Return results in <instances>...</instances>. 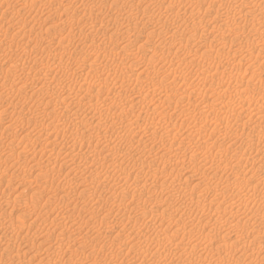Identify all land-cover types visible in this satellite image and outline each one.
<instances>
[{
  "label": "rangeland",
  "instance_id": "rangeland-1",
  "mask_svg": "<svg viewBox=\"0 0 264 264\" xmlns=\"http://www.w3.org/2000/svg\"><path fill=\"white\" fill-rule=\"evenodd\" d=\"M17 1H22V2H20V3H18ZM29 1H31V0H26V1H24V0H0V67H2V68H4V70L5 71H7V72H10L9 70H10V68H11V64H9V63H14V61H16L18 58H19V56L21 55V53L23 52V50L25 49V41H28V40H32V42H33V38L35 37V35H38L37 33H40L39 35H42L43 37H42V39H41V42L40 43H38V44H40V45H38V49L37 48H34L33 50H32V53H31V55H30V57L28 58V59H26V62H25V60L23 61V62H21L22 64H20L19 66H21L20 68L19 67H17V70L14 72L13 71V73H11V74H14L15 73V77L13 76V75H10V77L9 76H6V77H1V79L0 80H2L1 82H0V95L2 94V92H3V94L1 95V97H2V99H0V114H2L1 116H0V155H1V159H0V161H2V162H0V171L2 170H4V167L6 168H8L9 170H8V173L6 174V175H4V174H2V172L0 173V181H2V182H0V213H1V215H0V264H66V262L67 263H69V264H94L93 263V260H95V259H97V261H98V259L100 260V263H99V261H98V263H96V264H102V261H103V264L104 263H106V264H109V262H110V264H114V263H116V264H177L178 262H179V264H262L261 263V258H262V256L264 255V205L260 202V198L262 197L263 199H264V188H261V186L258 188V193H257V191H255V193L253 192L252 193V191H251V188L252 187H250L251 185H253L255 182H254V180H252V183L253 184H251V185H247V188H248V190H250V191H248L247 190V188L244 186V189H239L237 192H233L230 188H229V186H228V184H227V181L226 180H228V182H231L229 179H231V180H233V179H235L236 178V180H239V181H241L242 179H243V177L244 176H242V175H244L245 174V177L246 178H248V176H249V174H252V173H256V174H259L258 176H257V178H260V177H262V179H264V58H263V55H264V39L262 38V37H258V38H255V35L256 34H254L252 31H251V29L253 28V27H256L257 25H255V23H256V21H255V19L253 20V22L251 23V21L252 20H250L249 18H243V17H239V15H237V17L238 18H236V25L235 26H241V28L240 29H236V30H232V31H230L229 30V27L227 26V25H225V21L224 20H222V22H220V23H216L217 21H215L216 19L218 20L219 18H216L215 19V17H217V16H219V15H226V16H228L229 15V17L230 18H233V16L232 15H234L235 14V6H236V4L237 5H240V4H243L244 2H246V3H244L243 4V6L246 8H243V10L242 11H244V10H249V11H253V18H259V17H261L262 15H264V1L263 0H233V2L234 3H232V1H230L231 2V5H230V2H228V1H224V3H222L223 1H221V0H205L206 2H205V6L203 5V7H205V8H202L201 10H200V12H198V14H197V16H199V18L202 20V22L199 24L201 27H199V25H196V26H194L193 27V25H194V21H193V17L191 16H189V15H187V14H185V15H181L180 17H178L177 15H176V12L178 11V8H179V6L181 7V5L178 3L179 2V0L177 1L176 0V4L175 3H173V1L172 0H151V2L153 3H151L152 5V7L150 6V7H146V4L145 3H143V2H141V3H138V4H134V5H132L131 7H130V4L129 3H127L126 1L127 0H89V3H91V6L92 5H106V13L108 12L107 10L109 9V10H111V11H109L107 14H109V15H105V16H103V15H101V16H99L98 18H97V20H98V22L96 21L95 23H93V24H91V26H89L90 24H88V23H84L83 24V29H87V30H82V34H80V35H77V34H75V37L73 38V37H70V39L72 40H69V50L71 49V51H73L74 50V48H76V51H78L79 52V54L78 55H80V57H84V53H85V51L86 52H89V49H86L85 47H83L82 48V50H81V48H77V44H75V43H81L82 41H84V39H85V35H87L88 36V32L90 31V29L91 30H94V32H96V33H94V34H99V36L100 37H103L104 35H106L105 36V38L107 37V35L108 34H111L112 33V35L114 36V37H116V40H115V42L114 41H109V40H106V44H105V46H106V48H108L107 50H109V56L111 55V57L112 58H109V59H103L102 60V62L100 63H98L97 64V68L96 69H98V71L97 72H99V74H101V73H103V66L104 65H106V62L109 64V65H113L114 64V61H119V62H123L124 60L125 61H129V60H131V59H134V60H136V58L138 59L139 57H151L152 55H154V53H155V51L153 50V49H155V50H157V52H156V54L158 55L157 57H159V52H161L162 51V48H164L165 46H163L164 45V43H165V45H166V40H168L169 38H170V35L169 34H172V35H175V37L178 35V36H180V38H181V36H182V39H184L185 41L184 42H182L183 43V45L182 46H180V42L182 41V40H180V38H178V37H176L177 38V44H178V46H177V48L176 47H172L171 48V50H170V53H171V56H169V60H166L165 62H159L160 60H158V61H156V62H154V63H156V64H154V67H158V68H160L161 70H164L166 67H168L169 66V64L168 63H171L173 66H175L176 64H178V62H181V65H182V67H181V65H180V69H181V71L183 72V71H185L186 73H187V71H188V77H190V81H189V83H187V85H184V87L183 86H180L178 83V80L176 79V80H173L172 81V79H173V74L172 75H169V76H165L164 74V76L162 75V74H159L158 75V77H159V79H161L162 78V80H163V82H165L166 83V85H168V86H171V85H175V86H177L178 88H176L175 86H174V89H175V95H173V101L176 99L178 102L177 103H175V101L173 102V103H171V104H167L166 106L163 104V105H161V109H163V110H165L166 112H169V113H167L168 114V116L166 115V117L167 118H169V119H165V123H168V124H170V125H175V130H173V132L172 133H170V135L169 136H167V135H165V134H160V132L162 133V130L160 131L159 130V132L157 133V135H156V138H155V140H153L151 143L149 142V143H143L144 144V147H143V145H142V148L140 149V151H142V149H143V153L141 152V154L142 155H140V159L141 160H144L145 162H149V161H153V164L154 165H156V167L158 168V170L159 171H161V169L165 166V165H167L168 163H170V164H168L167 165V167H168V169H170L171 170V172H172V174L174 175V174H178L179 173V176H180V181H183V182H180V181H178L177 183L178 184H175V185H173V184H171V182H170V180H171V178H170V176L169 177H167V176H165V178L163 177V174H159L158 172V174L156 173V175L155 176H153V174L151 175L150 173L148 174V172L146 173V178L144 179V178H142L141 177V180L139 179V176L137 177L136 175L138 174V171H136V168H137V166H139V158H136V160L134 159L133 161H131L133 158H131L132 156L131 155H133V157L135 156V157H137V156H139L138 154H136L135 153V155H134V152H133V154H129L128 156L130 157L129 158V160H127L128 159V157H125V156H127L126 155V151H127V154L128 153H131L132 152V148L130 147V145H131V142L129 143V140L127 141V140H121V141H118V142H120V143H118V142H116V140L117 139H115L113 136H109L108 138H110V143H111V146L109 147V148H107L108 150H106V149H102L101 148V146L103 145V143L102 144H100V146H98L97 145V148H96V151L93 149L94 147H91L90 149H87V150H84L86 147H82L81 149L82 150H80V151H82L84 154H86V155H84L83 154V156H82V158H78L77 157V159H80L79 161H81V162H79V161H77V159L75 160V163H76V165H78V166H76L75 164V166H68V167H66V166H64V165H61V167H60V163L63 161L62 160V157L64 158L66 155L65 154H67V156L65 157V158H67L68 159V155L71 153L72 155H75V153H77L78 151H76L77 150V147L75 148V151H73V152H70L71 151V148H70V146H75L76 145V143L74 144V141L75 142H77V145L80 143L79 141H81V138L83 139H85V138H87L88 139V133H85V135H84V133L83 134H81V135H79L82 131H80V133H79V131L78 130H76V131H78V132H69V133H67L66 135H65V137H66V139H68L66 142H65V137L64 138H61L60 136L58 137V135H56V136H54L55 137V140H54V137H52L54 134H52L51 136H50V138L51 139H43L44 140V142L42 141V146H44V147H46L47 145V147H49V148H51V147H55L57 150H52V153H51V149L49 150V152L50 153H48V150H47V148L46 149H44V150H40V153H42L43 152V154L44 155H46V156H49L50 157V159L52 160V162H51V160H49V158L48 157H46V158H44L43 156H42V159L41 158H39V161H40V163H41V166H45V167H48L47 169H48V171H49V173L51 172V174L53 175V177H54V182L53 183H55V184H57V185H59V187H61V188H59L57 185H55V186H57V192L55 191V189L53 188V187H50V188H48L47 186H45L46 188H47V191H44L43 193H42V190L41 189H43L44 188V181L43 180H45V179H43L42 177H41V179L39 178V176H36L35 175V172L34 171H30V173L29 174H27L28 175V178H24V177H27V176H24L23 175V173H22V166H24V165H26V162H27V160L29 161V159H32L33 158V156L34 157H36L37 158V156H36V154H34V152H36L37 153V151H34L33 150V148L35 147L34 145H27V147H30V148H26L25 147V153H24V155H22V157L21 156H18L17 155V157H19L20 159H18L17 160V158L15 157H10V158H8V157H6V153H7V150H8V148H7V145L9 144V141L12 143V145L14 146L15 145V143H16V146H17V149H18V151L20 150L19 148H21V146H23V145H26L25 143H27V138H24V136H36L37 134H39V129H40V125H42L43 123L44 124H47L48 125V127L51 129V127L52 126H54V127H56V126H58V128L63 124V126H64V124L65 123H62V120H61V118L58 116V117H56L55 118V120L52 122H50V120H52L53 118H50V120H49V117H47L46 115H44V116H42V115H38L39 113H37L36 115H38V116H34V118L30 115V116H28V113L25 111V112H23V115H25V117H19L18 115H16L19 111H20V106H22L23 105V103L24 102H26L27 103V105H32L33 103H34V101L33 100H38V98L40 97L39 95H40V91H39V89L37 88L40 84H41V80H42V77L41 76H43L42 74H44L45 73V71H46V69H45V71H43L44 69H43V67H45V65H46V67L48 68V70L46 71V75H47V77L49 76V77H51V76H57V77H59L58 75H61L60 74V72H59V69H56V67H55V63H53L55 60L54 59H51V57H49V56H47L46 54H37L39 51H41L44 47H46V45L48 44V43H50V49H53V48H57V45L58 44H56L55 42H56V40L58 39V38H60V36H64V35H67L68 34V28H69V26H70V24L72 25V18L71 17H69V11H68V17H67V15H64V10L63 9H65V7L67 6V3H70V1L69 0H61L62 2H63V4H59V5H54L53 7H50V8H48V7H46V5L45 4H47V5H49L48 3H46V1L48 2V0H39L40 1V3L37 1V0H32L30 3H29ZM42 1V2H41ZM157 1V2H156ZM213 3H212V2ZM217 1V2H216ZM27 2V4H25ZM102 2V3H101ZM108 2V3H107ZM110 2V3H109ZM123 2V3H122ZM184 2L185 1H182L181 0V4L183 3L184 4ZM263 2V4H261ZM8 3V4H7ZM16 3V4H15ZM24 3V4H23ZM44 3V4H43ZM80 3H81V1H79L78 2V5H80ZM93 3V4H92ZM96 3V4H95ZM99 3H101V4H99ZM159 5H158V4ZM173 3V4H172ZM177 3H178V5H177ZM186 3V2H185ZM209 3V4H208ZM210 3H211V5H210ZM220 3V4H219ZM257 3V4H256ZM4 4V5H3ZM24 6H23V5ZM32 4V5H31ZM38 4V5H37ZM70 4H73V2L72 3H70ZM123 4H125V5H123ZM126 4H128V5H126ZM161 4V5H160ZM165 4H168V5H165ZM213 4V5H212ZM222 5L221 7H220V11H222L223 10V12L222 13H220V11H219V9H216V8H219V6H217V5ZM224 4V5H223ZM259 4H261V5H259ZM17 7H16V6ZM35 5V6H34ZM41 5V6H40ZM43 5V6H42ZM143 7H142V6ZM155 7H154V6ZM171 5V6H170ZM247 5V6H246ZM6 6H10L11 7V9H12V7L14 8V10H17L18 8L20 9V8H22V10L20 11V13L18 12V13H16V12H11L12 10H7V7ZM26 6V7H25ZM37 6H39V7H37ZM108 6V7H107ZM115 6V7H114ZM165 6V7H164ZM167 6H169V7H167ZM208 6H210V8L208 7ZM212 6V7H211ZM233 6V7H232ZM249 6V7H248ZM253 6H254V8H253ZM24 7V8H23ZM43 7V8H42ZM59 7V8H58ZM130 7V8H129ZM134 7V8H133ZM157 7H158V9H159V7L161 8V9H159V10H162L163 11V13L162 12H160L158 9H157ZM163 7V8H162ZM262 7V8H261ZM3 8V9H2ZM40 8V9H39ZM52 8V9H51ZM113 8H114V10H115V12H114V10H113ZM124 8V9H123ZM143 8V9H142ZM155 8V9H154ZM165 8H169V10H170V12H172V14L171 13H169V14H171V15H169V14H167L168 12H166L165 10H167V9H165ZM249 8V9H248ZM33 9V10H32ZM44 9V10H43ZM48 9V10H47ZM56 9H58V10H61V11H57ZM127 9V10H126ZM143 11H142V10ZM228 9H230L229 10V12H225V11H228ZM263 9V10H262ZM41 10V11H40ZM121 10V11H120ZM122 10L124 11V12H122ZM154 10V11H153ZM217 10V11H216ZM7 11V12H6ZM41 12V14L40 13H38V12ZM118 11H120V12H118ZM125 11H127V12H125ZM217 13H216V12ZM218 11H219V14H218ZM11 12V13H10ZM45 12V13H44ZM56 12H59V13H56ZM111 12V13H110ZM117 12V13H116ZM122 12V13H121ZM132 12V13H131ZM133 12H134V14H133ZM145 12V13H144ZM153 12V13H152ZM157 12L159 13V14H157ZM174 12V13H173ZM210 12V13H209ZM233 12H234V14H233ZM127 13H128V15H127ZM163 15H161V14ZM227 13V14H226ZM12 16H11V15ZM50 14V15H49ZM115 14V15H114ZM119 14H121V15H119ZM125 14V15H124ZM132 14V15H131ZM142 14L144 15V17H145V20H144V22H143V24H141L140 25V27H142V28H145V29H134V30H131V29H129L128 31H127V33H124L123 31H124V29L123 28H127L126 27V21H127V24H129V23H132L133 21V23H135V22H140V19H141V17H142ZM150 14V15H149ZM202 14V15H201ZM38 16V17H36V16ZM62 15V16H61ZM64 15V16H63ZM111 15V16H110ZM154 15V16H153ZM157 15V16H156ZM231 15V16H230ZM259 15V16H258ZM19 16V17H18ZM34 16L36 17V18H40V19H42V21L40 20V21H37V22H33L32 20H33V18H34ZM48 16V17H47ZM107 16H108V18H107ZM110 16V17H109ZM126 16V17H125ZM152 17L151 19L149 18V17ZM162 16V17H161ZM201 16V17H200ZM33 17V18H32ZM60 17V18H59ZM117 17H119V18H117ZM138 17V18H137ZM140 17V18H139ZM153 17H154V19H155V21H153L154 19H153ZM157 17H159V19L157 18ZM178 17V18H177ZM189 17V18H188ZM3 18V19H2ZM27 18H28V20H27ZM44 18H46V19H44ZM49 18V19H48ZM69 18V19H68ZM133 20H132V19ZM174 18V19H173ZM30 19V20H29ZM44 19V20H43ZM67 19V20H66ZM71 19V20H70ZM100 19H103V20H100ZM123 21H122V20ZM131 19V20H130ZM138 19V20H137ZM169 19V20H168ZM173 19V21H171ZM210 19H212V20H210ZM12 20V21H11ZM20 20V22H17V21H19ZM65 20H66V22H65ZM69 20V21H68ZM115 20H117V21H115ZM161 20V21H160ZM165 20V21H164ZM166 20H168V21H166ZM174 20H176V21H174ZM181 20H184L183 22L181 21ZM11 21V22H10ZM68 21V22H67ZM104 21V22H103ZM129 21V22H128ZM239 21V22H238ZM65 22V23H64ZM123 22V23H122ZM152 22H154V23H152ZM160 23V25H158L159 23ZM161 22H164V24H165V26H163V23H161ZM166 22V23H165ZM177 22H180V23H178L177 24ZM185 22V23H184ZM191 22L193 23L192 24V27H190V29L187 31L186 29H188L189 28V26L191 25ZM19 24V25H15V24ZM38 23H41V24H38ZM43 23V24H42ZM68 23V24H67ZM122 23V24H121ZM153 24V27L156 29H154L153 27H152V24ZM155 23H157V24H155ZM184 23V24H183ZM239 23V24H238ZM21 24H22V26H21ZM24 24V25H23ZM29 24V25H28ZM62 24V25H61ZM86 24V25H85ZM147 24H149V25H147ZM215 24V26H213ZM12 25H14L15 27H11ZM65 25V26H64ZM88 25V26H87ZM110 25V26H109ZM173 25H175V26H173ZM179 25V26H178ZM223 25V26H222ZM28 28H27V27ZM36 26V27H35ZM46 26V27H45ZM53 26H55V27H53ZM59 26V27H58ZM125 26V27H124ZM145 26V27H144ZM149 26V27H148ZM184 26V27H183ZM187 26V28H185ZM211 26H213V27H211ZM217 26V27H216ZM264 23L262 24V26L260 27V30H262V32L264 31ZM13 28V29H11V28ZM16 27H20V29H17ZM22 27V28H21ZM24 27V28H23ZM31 27V28H30ZM65 27V28H64ZM85 27V28H84ZM105 27V29L103 30V28ZM116 27V28H115ZM152 29H151V28ZM202 27H205V29H203ZM215 27V28H214ZM40 28V29H39ZM42 28V29H41ZM43 28H45V30H43ZM61 28H63V29H61ZM119 28V29H118ZM168 28V29H167ZM180 28L182 29L181 31H180ZM211 28V29H210ZM213 28V29H212ZM22 29V30H21ZM26 29L28 30V32L26 31ZM49 29H51L52 31H50ZM121 29V30H120ZM123 29V30H122ZM148 29V30H147ZM153 29L155 30V31H160L161 29H163L164 30V32L162 33V36L166 39H164V41L162 40L161 41V39L162 38H160V37H158V36H152V37H148V32H150V31H153ZM160 29V30H159ZM165 29H166V31H165ZM173 29H175V30H173ZM176 29H179L178 31L176 30ZM231 29H232V26H231ZM1 30H3V32L1 31ZM9 30V31H8ZM13 32H12V31ZM65 30V31H64ZM101 30V31H100ZM119 30V31H118ZM144 30V31H143ZM171 30H172V32H171ZM184 30V31H183ZM198 30V31H197ZM203 30V31H202ZM214 30V31H213ZM17 31H19V32H21L22 34L21 35H19L18 33H17ZM29 31L30 32H32L33 31V34H30L29 33ZM84 31V32H83ZM118 31V32H117ZM143 31V32H142ZM174 31V32H173ZM206 31V32H205ZM218 31V32H217ZM221 31H223V32H221ZM240 31V32H239ZM246 31V32H245ZM2 32V33H1ZM63 32V33H62ZM65 32H67V34L65 33ZM115 32V33H114ZM146 32H147V34H146ZM171 32V33H170ZM231 32V33H230ZM236 32V33H235ZM15 33H17V36L16 37H18V38H15V39H17V42L19 41V42H23L21 45H23V46H21V45H19L18 47L19 48H17V47H15L16 49H17V51H16V49L15 48H11V51H7L5 48L8 46L7 45V43H8V41H10V36H12L13 34H15ZM29 33V34H28ZM42 33V34H41ZM52 35H51V34ZM65 33V34H64ZM85 33V34H84ZM101 33V34H100ZM133 33V34H132ZM145 33V34H144ZM169 33V34H168ZM183 33V34H182ZM185 33V34H184ZM205 33V34H204ZM215 33V34H214ZM218 33V34H217ZM219 33H220V35H219ZM221 33H223V35H221ZM247 33V34H246ZM251 33L253 34V36L251 35ZM4 34L6 35V36H4ZM9 34H11V35H9ZM27 34V35H26ZM44 34V35H43ZM53 37L52 39L50 38L51 36ZM64 34V35H63ZM84 34V35H83ZM98 34H97V38H99V36H98ZM104 34V35H103ZM115 34V35H114ZM180 34H182V35H180ZM186 34H188V35H186ZM190 34V35H189ZM195 34V35H194ZM200 34V35H199ZM22 35H23V38H24V41H22V40H19V39H21L22 38ZM29 35V36H28ZM31 35H34V36H31ZM47 36V38L45 39V37ZM48 35H49V37H48ZM60 35V36H59ZM84 37H83V36ZM126 35V36H125ZM145 35H146V38H145ZM193 35V36H192ZM208 36V37H206V36ZM243 35V36H242ZM25 36V37H24ZM55 36V37H54ZM59 36V37H58ZM79 36V37H78ZM185 36H187L186 38H185ZM191 36V37H190ZM213 36V37H212ZM215 36H217V38L215 37ZM221 36H223V37H221ZM242 36V37H241ZM246 36V37H245ZM7 37H8V39H7ZM20 37V38H19ZM200 37V38H199ZM207 38V40L208 41H213V40H215V39H217V40H219L220 39V37L221 38H224L225 37V39L227 40V42L230 40L231 42H229V43H226V46L225 47H220V45H217V43H216V45L213 47V48H211L210 49V47H202V48H204V49H199L200 51L199 52H203V51H209L208 53L211 55L210 56V59L212 58L214 61H215V63L214 64H212L213 63V60H210L209 62H208V64L209 65H213L212 67L211 66H208V69H205V68H203V69H205L206 71H209V72H204V74H203V77H204V80L206 81L208 78H210V79H208V80H210V81H206V86L204 87V83H202V81L200 80V79H197L196 77H197V74H195L196 72H197V70L195 71V69L198 67V62H200V64H202L201 63V61L199 60V59H196V57H194V56H192V54L193 53H191L190 52V54H191V56L190 55H185L184 56V54L183 53H181L182 54V56H180V57H174L173 55V53H174V51H176V50H174L175 48L179 51V52H183V50H185V52L187 51H192V49L193 50H196L195 48V46H197L198 44H200V42H198V41H200L201 40V38L202 39H204V38ZM252 37V38H251ZM28 38H30V39H28ZM50 38V39H49ZM151 38V39H150ZM197 38V39H196ZM230 38V39H229ZM237 38V39H236ZM245 38V39H244ZM47 39H49V41L47 40ZM127 39V40H126ZM146 39V40H145ZM159 39V40H158ZM200 39V40H199ZM232 39V40H231ZM8 40V41H7ZM51 40V41H50ZM52 40H55V41H52ZM75 40V41H74ZM79 40V41H78ZM82 40V41H81ZM131 40V41H130ZM145 40V41H144ZM180 42H179V41ZM195 40V41H194ZM48 41V42H47ZM77 41V42H76ZM193 41V42H192ZM239 43H238V42ZM251 41V42H250ZM52 42V43H51ZM54 42V43H53ZM74 42V43H73ZM108 42V43H107ZM140 42V43H139ZM142 42V43H141ZM154 42V43H153ZM164 42V43H163ZM179 42V43H178ZM197 42H198V44H197ZM1 43L3 44L2 45V47H1ZM31 43V42H30ZM135 43V44H134ZM159 43V44H158ZM260 43V44H259ZM5 44V45H4ZM18 44H20V43H18ZM17 44V45H18ZM33 44H35V43H31L29 46L31 47ZM126 44H128L129 45V51L127 52V49H126V51L125 50H121L124 46H126ZM146 44V45H145ZM148 44H150V45H148ZM185 44V45H184ZM192 44V45H191ZM42 45V46H41ZM54 45V46H53ZM153 45V46H152ZM158 47H157V46ZM160 45V46H159ZM162 45V46H161ZM176 45V44H175ZM174 45V46H175ZM189 45V46H188ZM229 45V46H228ZM21 46V47H20ZM59 46V45H58ZM240 46V47H239ZM260 46V47H259ZM113 47V48H112ZM150 47V48H149ZM155 47H157V48H155ZM24 48V49H23ZM41 48V49H40ZM85 48V49H84ZM105 48V49H106ZM133 48V49H132ZM139 49V50H137V49ZM180 48H182V49H180ZM188 50H187V49ZM207 48V49H206ZM236 48V49H235ZM5 49V50H4ZM12 49H15V50H12ZM22 49V50H21ZM37 49V50H36ZM78 49V50H77ZM114 51H113V50ZM150 49V50H149ZM240 49H242V50H240ZM262 49V50H261ZM3 50V51H2ZM20 50V51H19ZM54 50V49H53ZM85 50V51H84ZM173 50V51H172ZM180 50H182V51H180ZM13 51V52H12ZM15 51V52H14ZM22 51V52H21ZM35 51V52H34ZM216 51V52H215ZM220 51V52H219ZM111 52H112V54H111ZM217 52H219V54L217 53ZM138 53H139V56H138ZM150 53V54H149ZM216 53V54H215ZM260 53V54H259ZM5 54H7V55H5ZM20 54V55H19ZM29 54H30V51H29ZM34 55V57H33V55ZM61 54H64V53H61ZM122 54V55H121ZM127 54V55H126ZM131 54H134L133 56H134V58H132V56H129V55H131ZM140 54H142V55H140ZM149 54V55H148ZM173 54V55H172ZM189 54V53H188ZM223 54V55H222ZM227 54H228V56H227ZM244 54V55H243ZM19 55V56H18ZM40 55V56H39ZM15 56H18L17 58L15 57ZM38 56V57H37ZM61 56V55H60ZM62 56H64V55H62ZM61 56V60H59L60 62H64V63H61V65H63L64 66V64H67L68 63V59L66 60V57L64 56V58ZM129 56V57H128ZM135 56H137V57H135ZM221 56V57H220ZM226 56V57H225ZM244 56V57H243ZM3 57H5V59H3ZM7 57V58H6ZM9 57V58H8ZM33 57V58H32ZM46 57V58H45ZM116 57V58H115ZM231 57V58H230ZM15 58H16V60H15ZM38 58V59H37ZM40 58V59H39ZM176 59V61H175V59ZM181 58V61L179 60ZM186 58H189L188 60L186 59ZM193 58V59H192ZM198 58V57H197ZM252 58V59H251ZM262 58V59H261ZM44 59V60H43ZM49 59H50V61H49ZM63 59H65L64 61H63ZM111 59H113V60H111ZM217 59V60H216ZM226 59V60H225ZM8 60H10V61H13V62H9ZM30 61V63H29V61ZM32 60L33 61H36V63H38V64H40V67H42V71H41V73H39L40 75H37V76H35L34 75V77L36 78V80H37V82H39V85H37V86H34L33 88H20V89H17V90H15L17 87L16 86H13V88H12V91H14V92H12V91H8V90H6V91H3L2 89H4V88H6V87H8L9 88V86L11 85V83H12V81L15 79V80H17V79H23L24 80V77H25V79L27 80V81H29V82H27V83H30V81H32L33 80V76L31 77V75L32 74H35V71H33L32 69H31V67H32ZM38 60V61H37ZM43 60V61H42ZM46 60V61H45ZM121 60H123V61H121ZM187 60V62H185ZM236 60V61H235ZM240 62H239V61ZM258 60V61H257ZM39 61H40V63H39ZM197 61V62H196ZM226 61V62H225ZM256 61V62H255ZM25 62V63H24ZM43 62V63H42ZM45 62H47L46 64H45ZM56 63L58 62L57 61V59H56V61H55ZM160 64H159V63ZM166 62H168V63H166ZM53 63V64H52ZM183 63V64H182ZM197 63V64H196ZM211 63V64H210ZM254 63V64H253ZM9 64V65H8ZM27 64V65H26ZM42 64H45L44 66H42ZM238 65V67H239V70L237 71V70H233L234 68L236 69L237 68V66L235 67V65ZM240 64V65H239ZM24 65H26V66H24ZM60 65V66H61ZM157 65V66H156ZM164 65V66H163ZM168 65V66H167ZM197 65V66H196ZM216 65H220L219 67V69L221 70L222 68V70L221 71H223L224 73H226V72H228V73H231L232 75H233V77H232V82L230 83V86L231 87H226L224 84L222 85V89H219V93H220V91L222 92L220 95H226V97L225 98H223L224 100H226L227 101V98H228V96H230L227 92H224V91H228V92H230V93H233L234 92V88L232 87V86H234V84H236V86H234L236 89L238 88L240 91H243L242 92V94H243V100L241 99V101H242V103H247V104H245L244 106H247L246 107V109H247V112H244V110H243V112H242V114H240L239 116L238 115H233V118L229 121V122H227L226 124H219L218 123V121L216 120V119H214V118H212V117H208L207 118V121H203V122H200L199 123V125H198V123H197V125L196 126H198V127H196V126H194L193 124H195V123H191V121H193L194 120V117L192 118L191 117V121L189 122V124H188V122L187 121H184L183 120V118L181 117V116H178V115H176L178 112H180V111H182L183 109L185 110L186 108H187V106L186 105H189L188 103H189V101H190V104L192 103V101H194V103H195V105H193V106H191L192 108L190 109V112H192V111H194L193 112V114L195 115H197L196 117H198V118H200L201 116L199 115V113L200 112H202V109H203V111H204V109H205V104L206 105H209V103L211 104V102L213 101V99L215 100L214 102H212L213 104H219V99L216 97V94L215 93H213V92H215V91H213V89H214V87H211V88H208V86L212 83L211 81H214V80H212L211 79V77L212 76H210V75H208V74H211L212 75V73L214 72V68H215V66ZM54 66V67H53ZM193 66H195V69L193 68ZM205 66H207V64L205 65ZM246 66V67H245ZM7 67V68H6ZM9 67V68H8ZM24 67H26V68H24ZM58 67H59V65H58ZM163 67V68H162ZM211 67V68H210ZM214 67V68H213ZM28 68V70H26ZM30 68V69H29ZM60 69L62 68V66L61 67H59ZM102 68V69H101ZM193 68V69H192ZM20 70V71H19ZM99 70H101V72L99 71ZM187 70V71H186ZM211 70L213 71V72H211ZM232 70V71H231ZM245 70V71H244ZM28 71H29V73L31 74H28ZM125 71H127V73L129 74L128 76H129V78H130V82H129V85L128 86H126L127 84H126V82H122V81H120L121 79H117V78H115V79H117V81L112 77V79H110V80H108V83L109 84H107L108 86H113V87H117L118 86V84H120L121 83V86L123 87V88H125V89H131V87H132V85L134 84V82L135 81H132V78L134 77L135 78V74H137L139 71H140V67H138V66H135V68H129V69H125L124 70V72L122 73V74H124V75H126L127 76V74H126V72ZM23 72H27V73H23ZM58 72V73H57ZM83 72H86L87 74H89V75H84V73H83V75L85 76V78H86V80H89V81H91V83H95L97 80L94 78V75L93 74H90V73H88L87 72V70L86 69H84V71ZM190 72V73H189ZM211 72V73H210ZM22 73V74H21ZM56 73V74H55ZM179 73V72H178ZM21 75L20 77H19V75ZM27 74V75H26ZM53 74V75H52ZM132 74V75H131ZM194 74V75H193ZM18 75V76H17ZM82 75V77H84ZM176 75H178L177 74V71H176ZM190 75V76H189ZM220 75H222V74H220ZM224 75V74H223ZM255 75H257V77L255 76ZM30 76V77H29ZM131 76H133V77H131ZM196 76V77H195ZM206 76H210V77H206ZM14 77V78H13ZM22 77V78H21ZM40 78V79H38V78ZM167 77V78H166ZM193 77H195V78H193ZM4 78V79H3ZM10 78V79H9ZM88 78V79H87ZM133 78V79H134ZM141 78H143L142 80L143 81H141V82H146V80L144 79V75H142L141 76ZM193 78V79H192ZM213 79H214V77H212ZM29 79V80H28ZM30 79H32V80H30ZM91 79H93V80H91ZM40 80V81H39ZM116 81L115 82V84H114V82H112V81ZM194 80V81H193ZM251 80V81H250ZM109 81H111V82H109ZM118 81H119V83H118ZM197 81H198V83H197ZM236 81V82H235ZM248 83H247V82ZM3 82V83H2ZM9 82H11L10 84H9ZM172 82V83H171ZM194 82V83H193ZM246 82V83H245ZM118 83V84H117ZM125 83V84H124ZM259 83V84H258ZM9 84V85H8ZM124 86H123V85ZM239 84V85H238ZM247 84V85H246ZM253 84H255V85H253ZM117 85V86H116ZM261 85V86H260ZM98 86V87H97ZM99 86H100V84H99V82L97 81L95 84H94V86L93 87H96V88H99ZM130 86V87H129ZM194 86V87H193ZM224 86H225V88L227 89H225L224 88ZM263 86V87H262ZM11 87V86H10ZM100 87H102V86H100ZM179 87H180V89H179ZM185 87H186V89H185ZM197 87V88H196ZM229 88V89H228ZM257 88V89H256ZM24 89V90H23ZM37 89V90H36ZM183 89H185V90H183ZM233 89V90H232ZM251 89V90H250ZM256 89V90H255ZM21 90V91H20ZM23 90V91H22ZM157 90H159V92L157 91ZM161 89H156L154 92H153V94L155 95V97L156 98H160V99H165V95H167L166 93H165V91L163 92V90H161ZM198 90V91H197ZM206 90V91H205ZM209 90V91H208ZM224 90V91H223ZM30 91V92H29ZM181 91H183L184 93H182ZM200 91V92H199ZM12 92V93H11ZM35 92H37V93H35ZM181 92V93H180ZM188 94H190L189 96H186V94L187 93ZM196 92V93H195ZM255 92V93H254ZM256 92H257V94H256ZM31 93V94H30ZM59 93V97H60V95L63 97V94L62 93H60V92H58ZM202 93H204V95H203V100L204 101H202V104L201 103H199V102H196V101H198L199 100V98L200 99H202ZM207 93V94H206ZM252 93V94H251ZM7 94V95H6ZM24 96H23V95ZM36 94V95H35ZM182 94H184V95H182ZM187 94V95H188ZM197 96H196V95ZM215 94V95H214ZM228 94V95H227ZM6 95V96H5ZM54 96H56L55 94H53ZM138 95V94H137ZM136 95V96H137ZM178 95V96H177ZM212 95H214V96H212ZM253 95H255V96H253ZM8 96H10V97H8ZM27 96V97H26ZM143 96V95H142ZM142 96L141 95H138V98H136V100L137 99H140V100H142ZM164 96V97H163ZM175 96H177V97H175ZM5 97V98H4ZM14 97V98H13ZM24 97H26V98H24ZM30 97V98H29ZM59 97L57 98V99H59ZM130 97H132V96H130ZM130 97H128V98H130ZM181 97V98H180ZM245 97V98H244ZM253 98V99H251V98ZM258 97V98H257ZM10 98V99H9ZM46 98V99H45ZM150 98V97H149ZM212 98V99H211ZM263 98V99H262ZM4 99H5V101H4ZM24 99V100H23ZM44 99L47 101V100H49V99H47V97H44ZM70 99V100H69ZM125 99V98H124ZM122 100V101H120L118 104H120L119 106L120 107H123L124 106V104H126V101H127V99H125V100ZM145 99H147V98H145ZM183 99V100H182ZM250 99V100H249ZM260 99V100H259ZM2 100V101H1ZM20 100V101H19ZM139 100V101H140ZM181 102H180V101ZM206 100H208V101H206ZM212 100V101H211ZM252 101V102H249V101ZM31 101V102H30ZM70 101H72V99L71 98H67L66 99V105H68L69 104V102ZM146 100H142V101H140V104H142V107L144 108V106L146 105V102H145ZM184 101V102H183ZM211 101V102H210ZM244 101V102H243ZM259 101V102H258ZM3 102H5V103H3ZM122 102H124V103H122ZM164 102V101H163ZM26 103H24V104H26ZM143 103H145L144 104V106H143ZM186 103V104H185ZM254 103V104H253ZM261 103V104H260ZM12 104H16V110L17 111H15V110H12L13 108H11L10 106L12 105ZM72 105H73V103H71ZM71 104H69V106H68V109L70 110V111H72L73 110V108H72V105ZM117 104V103H116ZM115 104V105H116ZM181 104V105H180ZM200 104V105H199ZM231 104H233V106H235L236 107V105H235V102H233V103H231ZM258 104V105H257ZM71 105V106H70ZM185 105V106H184ZM5 106V107H4ZM118 106V107H119ZM141 106V105H140ZM140 106H137V107H135V108H133V109H131V110H127V109H125L126 110V114L127 115H129V116H127V117H134V115L135 114H137L138 113V110H139V107ZM150 106V108L152 107V105H149ZM178 106H180V107H178ZM184 106V107H183ZM198 106H200V107H198ZM8 107V108H7ZM65 107V106H64ZM71 107V108H70ZM115 107V106H114ZM169 107V108H168ZM203 107V108H202ZM165 108V109H164ZM175 108V109H174ZM200 108V109H199ZM255 108V109H254ZM83 109H85V110H83ZM135 109V110H134ZM161 109H158V111L159 110H161ZM199 109V110H198ZM249 109V110H248ZM254 109V110H253ZM257 109H258V111H257ZM114 110V111H113ZM146 110V109H145ZM162 110V111H163ZM169 110V111H168ZM180 110V111H179ZM192 110V111H191ZM251 110H252V112H251ZM82 113H81V115H83V117L85 116V114H87L88 113V109H86L85 108V105H84V108H82ZM148 111H149V109H148ZM188 111L189 110H186L185 111V113H188ZM236 111L238 112V109L236 108ZM45 112H47V110H45ZM127 112H129V113H127ZM150 112V111H149ZM177 112V113H176ZM251 112V113H250ZM107 113H108V115L109 114H111V113H114L113 115H115V113H116V110L114 109V108H112L111 107V109H110V111H107ZM244 113H246L245 115H244ZM60 115L62 114L61 112L59 113ZM125 114V115H126ZM250 114V115H249ZM90 115H91V113H90ZM173 115V116H172ZM176 115V116H175ZM252 115V116H251ZM254 115V116H253ZM6 116H8V117H6ZM41 116H42V119H41ZM61 116H64V114H62ZM175 116V117H174ZM235 116V117H234ZM17 117H19V118H17ZM39 117V118H38ZM44 117H46V118H44ZM149 117H151V116H149ZM178 117V118H177ZM241 119H240V118ZM25 118V119H24ZM27 118V119H26ZM33 118V119H32ZM60 118V119H59ZM246 118H248V119H246ZM257 118V119H256ZM23 119V120H22ZM29 119V120H28ZM193 119V120H192ZM212 119H213V121H212ZM235 119V120H234ZM260 119V120H259ZM263 119V120H262ZM8 120V121H7ZM27 121V122H25V121ZM36 120H38V121H36ZM39 120L41 121V122H39ZM145 120V119H144ZM142 121L141 122V124H140V128L139 129H137L136 131H139L140 130V133L141 132H144V131H142V130H151V129H153V128H150V127H152L151 125H152V123H150L151 121H150V119H146L145 121ZM198 119H196V121H197ZM209 120V121H208ZM216 120V121H215ZM253 120V121H252ZM21 121H23V122H21ZM147 121H149V123L147 122ZM174 121V122H173ZM257 121H260V122H258L257 123ZM17 122H19L18 124H17ZM58 122V123H57ZM147 122V123H146ZM181 122V123H180ZM187 122V123H186ZM194 122V121H193ZM216 122V123H215ZM235 122H237L236 124H234ZM238 122H240V123H238ZM253 122H254V124H253ZM34 123H36V124H34ZM51 123L53 124V123H56V124H53V125H51ZM145 125H144V124ZM192 125H191V124ZM14 124H15V126H14ZM60 124V125H59ZM143 124V125H142ZM150 124V125H149ZM228 124V125H227ZM232 124V125H231ZM253 124V125H252ZM12 127H11V126ZM28 125V126H27ZM34 125V126H33ZM38 125V126H37ZM66 126H64V127H67L68 125L67 124H65ZM92 126V123L90 124L89 123V126ZM206 125V126H205ZM208 125V126H207ZM234 125V126H233ZM260 125V126H259ZM14 126V127H13ZM85 126H87V125H85ZM142 126H144V127H142ZM150 126V127H149ZM191 126V127H190ZM223 126H225V127H223ZM231 128H230V127ZM248 126V127H247ZM249 126H251V127H249ZM10 127V128H9ZM22 129L21 131L19 130H17V129ZM29 127V128H28ZM35 127V128H34ZM147 127V128H146ZM193 127L195 128V129H193ZM259 127V128H258ZM24 128V129H23ZM61 128V127H60ZM83 128H84V126L82 127V130H83ZM143 128V129H142ZM145 128V129H144ZM198 130H197V129ZM247 128V129H246ZM253 128H256V129H253ZM5 129H7L6 131H5ZM15 129V130H14ZM32 129V130H31ZM50 129H47L48 131L50 130ZM105 131V129L101 126V133L103 132V130ZM216 129V130H215ZM242 129H244V130H242ZM261 129H263L262 131H261ZM29 130V131H28ZM35 130V131H34ZM94 129L92 128V131H93ZM100 129L98 128V130H96V131H94V132H92L94 135H96L95 137H98L99 138V136H98V134H97V131H99ZM181 130H183V131H181ZM235 130V131H234ZM252 130V131H251ZM8 131V132H7ZM12 131V132H11ZM27 131V132H26ZM47 131V132H48ZM67 131V130H66ZM148 131H146V133L148 132ZM191 131V132H190ZM200 131H202V133L200 132ZM222 131V132H221ZM240 131V132H239ZM255 131H257V132H259L260 134H258V133H256ZM5 132H7V133H5ZM16 132V133H15ZM26 132V133H25ZM31 134H30V133ZM68 132V131H67ZM108 132V131H107ZM106 132V134H108V135H110V133L108 132L107 133ZM175 132H178V133H175ZM182 132V133H181ZM189 132V133H188ZM196 132H198V133H196ZM236 132V133H235ZM249 132V134L247 135V133ZM3 133V134H2ZM14 133V134H13ZM24 133V134H23ZM30 135H29V134ZM75 133H77V134H75ZM100 133V134H101ZM140 133H137V137H135V139H137L138 137H140ZM149 133L150 132H148V134H146V135H149ZM185 133H188V134H185ZM199 133H201V135L199 134ZM215 133V134H214ZM232 133H233V135H232ZM237 133H238V135H237ZM252 133H256L254 136L252 135V136H250V134H252ZM261 133H263V134H261ZM8 136H7V135ZM70 134V135H69ZM71 134H73V135H71ZM176 134V135H175ZM178 134V135H177ZM197 134H199L200 135V138L198 137L199 135H197ZM225 134V135H224ZM235 134V135H234ZM239 134H241V135H239ZM244 134V135H243ZM24 135V136H23ZM69 135V136H68ZM76 136V138H73V136ZM82 135H84V137L82 136ZM94 135H93V137H94ZM159 135V136H158ZM207 135V136H206ZM222 135H224V136H222ZM259 135H261V137L259 136ZM34 136V137H35ZM78 136V137H77ZM82 136V137H81ZM158 136V137H157ZM162 136H165L164 138L162 137ZM237 136V137H236ZM248 136V137H247ZM57 137V138H56ZM68 137V138H67ZM71 137V138H70ZM203 137V138H202ZM210 137V138H209ZM216 137V138H215ZM242 137V138H241ZM246 137V138H245ZM251 137V139L249 140V139H247V138H250ZM263 137V138H262ZM3 140H2V139ZM111 138H113V139H111ZM159 138H160V140H159ZM168 138V139H167ZM183 138V139H182ZM189 138V139H188ZM222 138V139H221ZM241 138V139H240ZM254 138V139H253ZM14 139V140H13ZM52 139L55 141V143L52 141ZM59 139H62V140H59ZM64 139V140H63ZM69 139H70V141H69ZM71 139H73V141L71 140ZM75 139V140H74ZM77 139H79V141H77ZM115 139V140H114ZM257 139H260V141L259 140H257ZM40 140H41V138H40ZM48 140V141H47ZM57 140H59V141H62V143L63 144H61V142H58ZM103 140V139H102ZM164 140V141H163ZM239 140V141H238ZM242 140V141H241ZM255 140V141H257V142H253V141ZM122 141H124V142H122ZM134 141V143L132 142V145L134 144V145H136L137 144V142H135V140H133ZM157 141V142H156ZM182 141V143H181V145L179 144L180 142ZM209 141V142H208ZM221 141H222V143H221ZM247 141H249V143H248V145H247ZM250 141H252L251 143H252V145H251V143H250ZM19 142V143H18ZM22 142V143H21ZM70 142H72L73 144L71 145V144H69ZM114 142V145L117 147L118 146V148H116L115 146H113V143ZM116 142V143H115ZM163 143L165 146H163L162 148H161V146L163 145V144H161V143ZM187 142V143H186ZM189 142V143H188ZM200 144H199V143ZM205 142V143H204ZM224 142V143H223ZM263 142V143H262ZM46 143V144H45ZM51 145H50V144ZM57 143V144H56ZM65 143V144H64ZM95 142H94V140H93V142H92V144H94ZM127 143H129V144H127ZM178 143V144H177ZM209 143H210V146H209ZM212 143V144H211ZM236 143V144H235ZM237 143H239V145L237 144ZM56 144V145H55ZM120 144V145H119ZM151 144V145H150ZM157 144H160V147H159V145H157ZM171 144V145H170ZM216 144H218V145H216ZM221 144H223L225 147H223V149L222 150H219V149H221V147L223 146V145H221ZM243 144V145H242ZM256 144V145H255ZM10 145V144H9ZM64 145V146H63ZM68 145V146H67ZM76 145V146H77ZM128 145V146H127ZM155 145H156V148H155ZM200 145V146H199ZM249 146V145H251V146H249V147H247V146ZM263 145V146H262ZM12 146V147H13ZM63 146V147H62ZM67 146V147H66ZM104 146V145H103ZM176 146V147H175ZM181 146H183V147H181ZM205 146H206V149H205ZM215 146V147H214ZM62 148V149H60V148ZM65 147V148H64ZM98 147H100L99 149H98ZM133 147V146H132ZM165 147V148H164ZM168 147H170L169 148V150H168ZM194 147V148H193ZM201 148L202 147V149H200V150H198L199 148ZM231 147V148H230ZM243 147V148H242ZM257 147H260V148H257ZM66 148L67 149H70V151L69 150H66ZM114 148H116L115 150L117 151L118 149H124V151L121 149V151H115L114 150ZM126 148V149H125ZM129 148V149H128ZM131 148V149H130ZM212 148V149H211ZM262 148V149H261ZM27 149V150H26ZM92 149V150H91ZM104 150V151H102V150ZM128 149V150H127ZM148 149H150V150H148ZM164 149H167V151L166 150H164ZM196 149V150H195ZM3 150V151H2ZM28 150H30V151H28ZM45 150H47L46 152H45ZM93 150H94V153H93ZM155 150H157V151H155ZM214 150V151H213ZM224 150V151H223ZM239 150V151H238ZM34 151V152H33ZM54 151H55V153H54ZM88 151H89V153H88ZM113 153H112V152ZM123 151V152H122ZM129 151V152H128ZM134 151V150H133ZM160 151H161V153L163 152V154H161L160 153ZM202 151V152H201ZM205 151H210L211 153L209 154V152L208 153H204ZM221 151H223V152H221ZM228 151V152H227ZM246 151V152H245ZM248 151V152H247ZM261 151V152H260ZM31 152V153H30ZM45 152V153H44ZM62 152L64 153V154H62ZM90 152H92L93 154H90ZM97 152H101V156H99V157H101V158H103L104 156H106V155H108V157H109V159H108V157H107V159H105L104 160V162L103 163H100V162H102V161H97L98 159H101V158H99V157H97V158H94V157H96L95 156V154L97 153ZM107 152H109V153H107ZM114 152H116V153H114ZM121 152V153H120ZM146 152V153H145ZM153 152H155V153H157V154H159L160 156H158L157 157V154H155V153H153ZM168 152V153H167ZM192 152H194V153H192ZM200 152V153H199ZM249 152H251V153H249ZM256 152V153H255ZM119 153V154H118ZM195 154V155H197L198 157H193V158H191V157H189L191 154ZM202 153V154H201ZM240 153V154H239ZM54 154H55V156H54ZM70 154V155H71ZM87 154H88V156H87ZM90 154V155H89ZM115 154V155H114ZM181 154V155H180ZM204 154V155H203ZM210 155L211 156V159H212V157L213 158H218V157H220L222 160L224 159H232L233 158V162L232 163H236V162H238L239 161V165L237 166V167H235L234 168V175L232 176V174H231V170H226L225 171V173L224 172H220V170H214L213 168L212 169H210V171L208 170V167H209V165L212 163V165L213 166H215V164H213L214 162H215V160H211L212 162H207V163H205L204 165H203V162H202V159L204 158L203 156H207V155ZM243 154V155H242ZM244 154H245V156H244ZM15 155H16V153H15ZM26 155V156H25ZM51 155L52 156H54V158L53 157H51ZM58 156V158H57V156ZM60 155V156H59ZM63 155V156H62ZM91 155H93V156H91ZM100 155V154H99ZM113 155V156H112ZM120 155V156H119ZM155 155V156H154ZM162 155L164 156V157H162ZM167 155L169 156V158H167ZM185 155H189V156H185ZM220 155V156H219ZM250 155H252V156H250ZM25 156V157H24ZM28 156V157H27ZM85 156L86 157H88V158H91L92 160H95V162L94 161H92L91 159H89L88 160V158H85ZM119 156V157H118ZM149 156V157H148ZM178 156H181V157H178ZM216 156V157H215ZM237 156V157H236ZM3 157V158H2ZM31 157V158H30ZM113 157H117L116 159L117 160H115V158H113ZM122 159H121V158ZM134 157V158H135ZM184 157H186V158H184ZM230 157V158H229ZM232 157V158H231ZM8 158V159H7ZM57 158V159H56ZM113 158V159H112ZM123 158H125V159H123ZM153 158H155V160L153 159ZM160 158H162V159H160ZM190 158V159H189ZM22 159V160H21ZM27 159V160H26ZM46 159V160H45ZM82 159H84V160H82ZM119 159H120V161H122V162H120L119 161ZM146 159V160H145ZM172 159V160H171ZM177 159V160H176ZM10 160V161H9ZM42 160H45L46 162H43ZM60 162H59V161ZM65 160V159H64ZM108 160H110V162L108 161ZM112 160H115L116 161V164H119V163H121V164H123V165H121V167L123 166V168H124V170L123 171H121V169L119 168V171H118V169L117 170H114V169H112L111 167H109L110 168V170H109V168L108 169H105L104 168V166L106 165H109V163H111L112 162ZM128 161V165H127V161ZM161 160V162H159ZM174 160H176V161H174ZM182 160V161H181ZM200 160V161H199ZM217 160V159H216ZM223 160V161H224ZM259 160V161H258ZM263 160V161H262ZM57 161V162H56ZM82 161H84V163L83 164H85V166L82 164ZM138 161V162H137ZM152 161L149 163V165L151 164L152 165ZM156 161V162H155ZM170 161V162H169ZM177 161H179V162H177ZM189 161V162H188ZM207 161H208V158H207ZM241 161V162H240ZM79 164H78V163ZM88 162H90L91 164H89ZM107 162V163H106ZM132 162V163H131ZM168 162V163H167ZM181 162H183L184 164H181ZM254 162H255V164H254ZM6 165H4V164ZM10 163V164H9ZM19 163H21V164H19ZM24 163V164H23ZM50 163V167L48 166V164ZM93 163V164H92ZM95 163V164H94ZM106 163V164H105ZM131 163V164H130ZM134 163H137L136 165L134 164ZM176 163H177V165H176ZM257 163V164H256ZM45 164H47V165H45ZM53 164H55V165H53ZM129 164H130V166H129ZM244 164V165H243ZM2 165H4V166H2ZM12 165V166H11ZM17 165V166H16ZM59 165V167H56V166H58ZM93 165V166H92ZM169 165H171V166H169ZM172 165H174L173 167H172ZM182 165H184V166H182ZM194 165V166H193ZM202 165V166H201ZM253 165V166H252ZM62 166H64V167H62ZM80 166V167H79ZM86 166H88L89 168H90V166H91V168L92 169H97L99 172H101V171H103V172H101V173H99L98 175V177L96 176V178H95V180H96V182H97V180H99L98 181V184L96 183V182H94L93 184H97L96 186L95 185H92L91 187H90V185L89 186H87L88 184H89V180H87V181H85V182H83V183H85L86 185H82V183L79 185V184H76L77 182H80V181H83L84 179H85V177L87 176V174L89 173H87L86 171H82L85 175H83V174H80L81 172V170L80 169H83V167L85 168ZM100 166L101 167H103V170H102V168H100ZM105 166V167H106ZM125 166H127V167H125ZM163 166V167H162ZM181 166V167H180ZM191 166V167H190ZM197 166V167H196ZM244 166V167H243ZM248 166V167H247ZM11 167V168H10ZM16 167V168H15ZM73 167V168H72ZM98 167V168H97ZM154 167V166H153ZM162 167V168H161ZM171 167V168H170ZM190 167V168H189ZM195 167V168H194ZM200 167H202V168H200ZM240 167V168H239ZM242 167V168H241ZM260 167V168H259ZM7 168H6V170H7ZM19 168H21V170H19ZM57 168H58V170H57ZM60 168H62V170H60ZM90 168V169H91ZM118 168V167H117ZM126 168H128V172L127 171H125L126 170ZM173 168H174V170H173ZM175 168H176V170H175ZM236 168H237V171H236ZM246 168H247V170H246ZM249 168H253V172H252V170L251 171H249ZM188 169V171H185V170H187ZM207 169V170H206ZM53 170H57V171H55V172H53L52 173V171ZM73 170V171H72ZM88 170V169H87ZM101 170V171H100ZM105 170V171H104ZM195 170V171H194ZM243 170V171H242ZM260 170V171H259ZM58 171H59V173H58ZM60 171L62 172V173H60ZM72 171V172H71ZM115 171H117V172H115ZM125 171V172H124ZM185 171V172H184ZM212 171H214V172H212ZM245 171H248L247 173L245 172ZM255 171V172H254ZM9 172L11 173H13V172H15V173H13V174H19V175H14L15 177L13 178V180H12V178H11V180H12V185L11 186H8V187H6L7 185H6V183H7V180L8 179H10L9 177H11V176H9L8 174H9ZM113 172V173H112ZM123 172V173H122ZM201 173V175L204 177V178H201L202 176L201 175H199V174H196V173ZM203 172V173H202ZM206 172L208 173L209 172V174H206ZM66 173V174H65ZM112 173V174H111ZM115 173V174H114ZM118 173H121V174H118ZM185 173V174H184ZM188 173V174H187ZM211 173V174H210ZM127 174V175H126ZM130 174V175H129ZM135 174V175H134ZM196 174V175H195ZM20 175H22L21 177H20ZM55 175H57V176H55ZM108 175H110V176H108ZM186 175V176H185ZM190 175H194L195 177H194V179L193 178H190V179H192L193 181H191V180H185V177H187V176H190ZM200 176V177H198V176ZM223 177H222V176ZM261 175V176H260ZM263 175V176H262ZM19 176V177H18ZM78 176H80V177H82V176H84L83 177V179H80V180H78V181H75L76 180V178L78 177ZM103 176H104V178H103ZM113 176V177H112ZM127 176V177H126ZM130 178H129V177ZM135 177V179H136V181H135V179L134 178H132V177ZM148 176V177H147ZM150 176V177H149ZM158 176V177H157ZM160 176H161V178H160ZM185 176V177H184ZM206 176H208L207 178H206ZM238 176V177H237ZM242 176V177H241ZM23 177V178H22ZM32 177H34V178H32ZM71 177V178H70ZM116 177V178H115ZM126 177V178H125ZM154 177H155V179H154ZM198 177V178H197ZM222 177V178H221ZM227 177H228V179H227ZM235 177V178H234ZM240 177V178H239ZM2 178V179H1ZM15 178H17V179H15ZM20 178L22 179V181H20ZM116 179L118 182H115L116 183V186H115V184L113 183L114 181L113 180H111V179ZM138 178V179H137ZM183 178H184V180H183ZM5 179H7V180H5ZM14 179H15V181H14ZM23 179H25V180H23ZM30 179V180H29ZM37 179V180H36ZM43 179V180H42ZM130 181H129V180ZM151 179H153V180H151ZM202 179V180H201ZM216 179V180H215ZM218 179H219V181H218ZM19 180V181H18ZM56 180V181H55ZM102 180H104V181H107V182H102ZM115 180V181H116ZM123 180V181H122ZM128 180V181H127ZM134 182H133V181ZM145 180V181H144ZM149 180V181H148ZM167 180V181H166ZM169 180V181H168ZM14 181V182H13ZM42 182V184H41V182ZM142 182V183H138V185H137V183L136 182ZM146 181H148V182H146ZM151 181V182H150ZM153 181V182H152ZM226 181V182H225ZM23 182V183H22ZM76 184H74V183ZM126 182H127V184H126ZM170 182V183H169ZM219 182H221V183H219ZM88 183V184H87ZM103 183H107V184H103ZM114 185H113V184ZM147 183V184H146ZM182 183V184H181ZM194 183H199L198 184V186H199V188H195V190L193 189V195H199V194H201L202 192V195H203V197H204V204L206 205V206H208V205H211V203L213 204V205H211V206H209V208H207L205 211H199L198 209L199 208H196V206H195V203L193 204V202L191 201V204H189V201L187 200L186 201V198L185 197H182V194L184 193V192H190V191H188L189 190V188H191L190 186H192ZM216 183H218V184H216ZM23 184V185H22ZM37 184H39L38 185V187H40L39 189L37 188ZM75 186H74V185ZM109 184H111V185H109ZM129 184L131 185V184H133L132 186H133V188H134V186H136L134 189L131 187V186H129ZM142 184V186H139V185H141ZM153 184V185H152ZM158 184V185H157ZM166 184H168V185H166ZM205 184V185H204ZM6 185V186H5ZM33 185V186H32ZM34 185H36V186H34ZM155 185V186H154ZM170 185V186H169ZM180 185V186H179ZM216 185V186H215ZM69 187V188H67V187ZM71 186H74L73 187V190H75V192H78V193H75L71 188ZM107 186V188H105V187ZM129 186V187H128ZM138 186H139V188H138ZM169 186V187H168ZM187 186V187H186ZM249 186V187H248ZM76 187V188H75ZM82 187V188H81ZM113 187H115V188H113ZM120 187V188H119ZM128 187V188H127ZM140 187H142V189H140ZM145 187V188H144ZM210 187H213V188H215V191H216V193H220V191H221V193H223L224 192V194H226V195H230V196H232L233 197V195H234V197H233V201H229V203L231 202H233L234 204H235V206H237V207H235V208H237L238 209V215H235L234 214V218L235 219H232V221H230V222H228L227 224H229L230 223V226L229 227H227L228 225H224L225 224V222H227L226 221V218L225 217H228L227 215L226 216H223V218H222V220H224L223 221V223H220V220H219V222H217V220L215 221V219H217V216L219 215V214H221V212H222V210L229 204V203H222V205H221V203L219 202V201H221V200H217V201H212L211 199H213V200H215L214 198H212L213 197V195H212V193H214L213 191H212V193H209V192H211L210 190H212V188L210 189ZM6 188V189H5ZM13 188V189H12ZM15 188V189H14ZM21 188V189H20ZM52 188H53V190H52ZM66 188V189H65ZM111 188V189H110ZM156 188V189H155ZM173 188V189H172ZM36 189H38V190H36ZM49 189H51V190H49ZM61 189H62V191H63V193L61 192ZM81 189V190H80ZM89 189H91V191H94V192H97V193H94L92 196L94 197L95 195V198L96 199H94L92 196L90 197V193H89V195H87V196H85L84 198H80V199H78L80 196H83L84 194H82V191L83 190H89ZM112 189H114V190H116V191H112ZM121 189H123V191L121 190ZM132 189V190H131ZM136 189H138V190H136ZM164 189V190H163ZM168 189H169V191H168ZM182 189V190H181ZM186 189H187V191H186ZM200 189V190H199ZM204 189V190H203ZM222 189V190H221ZM261 191H263V192H261ZM34 190H36V191H34ZM68 190H69V192H68ZM71 190V191H70ZM80 190V191H79ZM106 190H107V192H106ZM111 190V191H110ZM125 190H128L127 192L125 191ZM143 190V191H142ZM185 190V191H184ZM200 192H199V191ZM242 192H241V191ZM244 190V191H243ZM2 191V192H1ZM40 191H41V193H40ZM50 191H55L54 193H59V191H60V195H56V196H60V198L58 197H56L57 198V200H56V198L54 199V198H52V197H50V198H48L47 196H49V195H52V192H50ZM65 191V192H64ZM73 191V192H72ZM99 191H101V192H99ZM108 191H109V193H108ZM122 191V192H121ZM126 193H125V192ZM134 191V192H133ZM138 191H141V192H138ZM147 191H148V193H147ZM171 191V192H170ZM21 192H23V193H21ZM32 192H33V194H35V193H37V195L39 196L40 195V197H39V200L40 199H42V200H40L41 202H39V200L37 201L39 204H37V203H32V201L33 200H35V197H34V195H31V198L29 197V195L30 194H32ZM35 192V193H34ZM66 192H67V194L68 195H66ZM71 192V193H70ZM113 194H112V193ZM117 192H119V194L117 193ZM125 193V196H124V193ZM133 192V193H132ZM164 192H166V193H164ZM174 192H176L175 194H174ZM205 192H207V193H205ZM229 192V193H228ZM248 192H249V194H248ZM49 193V194H48ZM51 193V194H50ZM105 193V194H104ZM111 193V194H110ZM118 196V197H116V195ZM123 195H122V194ZM129 193V194H128ZM132 193V194H131ZM146 193V194H145ZM181 193V194H180ZM199 193V194H198ZM252 193V194H251ZM258 195H257V194ZM261 193V194H260ZM23 194V195H22ZM62 194V195H61ZM131 194V195H130ZM136 194H140L139 196H137ZM143 194V195H142ZM168 194V195H167ZM169 194H171V195H169ZM232 194V195H231ZM238 194V195H237ZM246 194V195H245ZM47 195V196H46ZM65 195H66V198L65 199H63L64 197H65ZM80 195V196H79ZM100 196V197H98V196ZM104 195V196H103ZM108 195V196H107ZM133 195H134V197H133ZM148 195V196H147ZM172 195H174V196H172ZM176 195V196H175ZM235 195H236V197H235ZM240 195V196H239ZM249 195V196H248ZM255 195V196H254ZM44 196V197H43ZM71 198H70V197ZM112 196V197H111ZM113 196H114V198H113ZM123 196L124 197H126V196H128V197H126L127 199H130V200H132V202L130 201V200H127L126 198H123ZM135 196L137 197V198H135ZM141 196V197H140ZM149 196H151V197H149ZM246 196V197H245ZM253 196V197H252ZM261 196V197H260ZM76 197V198H75ZM88 197V198H87ZM98 197V198H97ZM101 197H103V198H101ZM109 197L111 198V199H109ZM131 197H133V198H131ZM144 197V198H143ZM169 197V198H168ZM176 197V198H175ZM180 197H182V198H180ZM237 197H240V198H238V200L239 199H241V198H250V200H247L245 203H248V205L247 206H245V210H244V208H243V206H244V204L245 203H241L242 205H240V204H238L239 203V201L237 200ZM255 197V200L257 201V202H259V205H258V203L255 201V200H251L252 198H254ZM43 198L46 200L47 199V201H48V203H47V201H45V200H43ZM105 198V199H104ZM107 198V199H106ZM119 198V199H118ZM139 198L141 199V200H139ZM143 198V199H142ZM162 198H164V199H162ZM171 198H173V199H171ZM257 198V199H256ZM15 199V200H14ZM71 199V200H70ZM125 199V201H122V200H124ZM133 199H136V200H133ZM159 200V201H157V200ZM29 200H30V202H29ZM53 200H55V201H53ZM69 200V201H68ZM93 200H95V201H93ZM143 200V201H142ZM160 200H162V201H160ZM171 202H170V201ZM237 200V201H236ZM259 200V201H258ZM17 201V202H16ZM62 203H61V202ZM66 201H68L67 203H64V202H66ZM80 203H79V202ZM83 201V202H82ZM111 201H113V202H111ZM118 201V203H116ZM121 201H122V203H121ZM126 201H130L131 203H129V202H126ZM135 201L136 202H140L139 203V208L141 207V208H143V209H139V208H137V207H135ZM147 201V202H146ZM168 201V202H167ZM173 201V202H172ZM182 203H181V202ZM238 202V203H236V202ZM251 201V202H250ZM54 202H56V203H54ZM74 202V203H73ZM86 202V203H85ZM103 203V205L102 204H99V203ZM109 202V203H108ZM188 202V203H187ZM217 204H216V203ZM255 202V203H254ZM7 203V204H6ZM12 203H13V205H12ZM31 204V206H29L30 204ZM61 203V204H60ZM84 203V204H83ZM106 203V204H105ZM112 203V204H111ZM117 204L118 206H120V208H122V209H120L118 206H116L115 204ZM121 203V204H120ZM123 203H124V205H123ZM143 205H142V204ZM157 203V204H156ZM160 203V204H159ZM257 203V204H256ZM261 203V204H260ZM47 204H49V206H47ZM51 204V205H50ZM59 204V205H58ZM63 204V205H62ZM65 204V205H64ZM108 204V206H106ZM109 204H111L110 206H109ZM141 204V205H140ZM172 204H174V205H172ZM180 204H181V206H180ZM186 204H188V205H186ZM226 204V205H225ZM233 204V205H234ZM236 204H238L239 206H241L242 208H240L238 205H236ZM251 204H253L252 206H250ZM28 205V206H27ZM37 205V206H36ZM54 205V206H53ZM77 205V206H76ZM82 206V205H84V206H82V208L80 207V206ZM114 205V207H111V206H113ZM122 205H123V207H122ZM126 205H128V206H126ZM131 205V206H130ZM155 205V206H154ZM168 205V206H167ZM184 205H186V206H184ZM190 205H191V208H189L190 207ZM7 206V207H6ZM33 206V207H32ZM41 206V207H40ZM48 207V209H47V207ZM53 206V207H52ZM70 206V207H69ZM99 208H98V207ZM104 207V208H107L106 210L104 209V208H102V207ZM116 206V207H115ZM126 206V208H124ZM133 206V207H132ZM137 206V205H136ZM146 206V207H145ZM180 206V208H178ZM5 207V208H4ZM27 207V208H26ZM38 207V208H37ZM85 209H84V208ZM96 207V208H95ZM131 207V208H130ZM135 207V208H134ZM154 207V208H153ZM157 207V208H156ZM167 207H169V208H167ZM186 207V208H185ZM253 207V208H252ZM32 208H36V209H38L37 211H43V216L44 217H46L45 215H47L48 214V216H50L49 218H47V220L46 221H44V218H42L41 216V218L40 217H37L36 218V220H34V221H36V222H34L33 221V218L31 217V218H26V219H24V220H19L21 217L20 216H16V215H21L22 213H26L27 211L26 210H30V209H32ZM67 208V209H66ZM80 208V209H79ZM102 208V209H101ZM110 208H112L111 210H110ZM163 208V209H162ZM173 210H172V209ZM175 208H176V210H177V212L176 211H174L175 210ZM188 208V209H187ZM193 208H194V211H193ZM43 209H45V210H43ZM50 209V210H49ZM61 209V210H60ZM64 209V210H63ZM117 211H116V210ZM127 209L129 210V211H127ZM131 209V210H130ZM150 209V213H151V215H152V217H153V219H149V217H151V215H149V210ZM154 209V210H153ZM165 209H167L166 210V212H167V214L168 215H170L169 217L171 218H169L168 219V217L166 216V218L165 219H168L167 220V222H168V224H169V229H168V227H167V225L168 224H166L167 222L164 220V222H163V219H162V223L160 224L159 223V221H160V219H159V215H162V213H160V211H164ZM170 209V210H169ZM183 209H186V211L187 210H189V211H187V215H185V220H184V218L182 217V216H180V215H182L183 214ZM190 209H191V211H190ZM214 209V210H213ZM221 209V210H220ZM254 209V210H253ZM48 212H47V211ZM87 210V211H86ZM108 210V211H107ZM124 210V211H123ZM137 210V211H136ZM141 210H143V211H141ZM145 210V211H144ZM218 210V211H217ZM255 210H256V212H255ZM26 211V212H25ZM30 211H32V210H30ZM75 211V212H74ZM79 211H80V213H79ZM115 211H116V213H115ZM121 211V212H120ZM132 211H133V213H132ZM151 211H154L155 213H152ZM157 211V212H156ZM182 211V212H181ZM241 211L243 212V213H241ZM245 211V212H244ZM250 211V212H249ZM51 212V213H50ZM84 212V213H83ZM101 212H103L102 214H101ZM105 212V213H104ZM138 212H141V213H138ZM207 212H208V215H207ZM252 212V213H251ZM4 213V214H3ZM8 213V214H7ZM46 213V214H45ZM74 213V217H73V214ZM86 213V214H85ZM89 213H91V215L92 216H90L89 215ZM106 213H107V215H106ZM121 213V214H120ZM135 213H137V215L135 214ZM174 215H173V214ZM240 213V214H239ZM246 213V214H245ZM260 213V214H259ZM77 214V215H76ZM94 214V215H93ZM106 215V216H103V215ZM110 216H109V215ZM133 214H135V215H133ZM140 214V215H139ZM144 214V220H141V222H140V220L139 219H142V215ZM215 214H217V215H215ZM256 214V215H255ZM258 214V215H257ZM262 214H263V216H262ZM7 215V216H6ZM9 215L11 216V217H9ZM61 215H63V216H61ZM97 215H98V217H97ZM100 215V216H99ZM116 215V216H115ZM123 215V216H122ZM132 215V216H131ZM145 215H147V217L145 216ZM157 216V218L156 217H154V216ZM189 215V216H188ZM191 215V216H190ZM203 215V216H202ZM243 215H244V217H243ZM3 216V217H2ZM16 216V217H15ZM52 216V217H51ZM72 216V217H71ZM94 216V217H93ZM108 216V217H107ZM122 216V217H121ZM137 216V217H136ZM142 216V217H141ZM180 216V217H179ZM188 216V217H187ZM261 216V217H260ZM35 217V216H34ZM53 217H56L55 218V220H54V218ZM81 217H83V219H84V221H82L83 219L81 218ZM92 217V218H91ZM97 217V218H96ZM113 217V218H112ZM129 217V218H128ZM174 217V218H173ZM176 217H178V218H176ZM193 217V219H194V221H193V219H191ZM211 217V218H210ZM242 217V218H241ZM12 218V222H11V219ZM19 218V219H18ZM53 218V219H52ZM61 218H62V220H61ZM100 218V219H99ZM104 218H106L107 220H108V222H107V220L106 221H104ZM116 218V219H115ZM128 218V219H127ZM154 218H156V221L154 220ZM183 218V219H182ZM263 219V221H262V219ZM6 219L8 220V221H6ZM15 219V220H14ZM20 221V222H18V220ZM52 220V222H54L53 224V227H52V224L50 225L49 223H51V222H49V221H51ZM74 219V220H73ZM81 219V220H80ZM102 219V220H101ZM117 219H119V221L117 220ZM130 219H131V221H130ZM135 219V220H134ZM139 221H138V220ZM10 220V221H9ZM54 220V221H53ZM60 220V221H59ZM65 220V221H64ZM89 220V221H88ZM94 220V221H93ZM97 220V221H96ZM154 220V221H153ZM184 220V221H183ZM190 220V221H189ZM193 222H192V221ZM199 221V223H200V225L199 226H197V227H195L194 228V232H190V234H183V232L184 233H186L188 230H191V223H193V224H196L197 223V221ZM257 220V221H256ZM4 221V222H3ZM15 221H17V222H15ZM33 221V222H32ZM58 221V222H57ZM143 221V222H142ZM145 221H147V223L145 222ZM172 221V223L170 224V222ZM180 221V222H179ZM205 221V222H204ZM255 221V222H254ZM259 221V222H258ZM8 222H11V223H14L15 222V224H12V225H10L11 223H8ZM22 222V223H21ZM30 222H32L31 224H28V223H30ZM44 222V223H43ZM49 222V223H48ZM56 222V223H55ZM61 224H60V223ZM64 222H65V224H66V226H65V224H64ZM72 222H74V223H76V224H74V223H72ZM84 222H86V223H84ZM92 222H96L95 224H93ZM97 222L99 223V224H97ZM110 222H112V223H110ZM152 222H155L156 224H154V223H152ZM177 222V223H176ZM182 222H183V224H184V226L182 225ZM186 222V223H185ZM189 224H188V223ZM204 222V223H203ZM216 222V223H215ZM222 222V221H221ZM233 222V223H232ZM240 222H243V223H240ZM253 222V223H252ZM20 224V226L22 225L24 228H22L21 229V231L19 232V231H17L18 229H17V227L19 226L18 224ZM35 223H37V224H35ZM45 223H47V224H45ZM79 223V224H78ZM81 223H83V225L81 224ZM103 223V224H102ZM108 223H109V226H108ZM118 223H120V225L118 224ZM123 223V224H122ZM132 223H133V225H132ZM139 223H141V225L139 224ZM143 223H144V226H143ZM153 224V225H151V224ZM176 223V224H175ZM212 223V224H211ZM215 223V224H214ZM236 223H238V224H236ZM263 223V224H262ZM34 224V225H33ZM56 224V225H55ZM57 224H58V226H57ZM60 224V225H59ZM63 224H64V226H63ZM70 224V225H69ZM101 224V225H100ZM111 224H112V226H111ZM114 224V225H113ZM122 224V225H121ZM224 226H223V225ZM242 224V225H241ZM260 224V225H259ZM2 225V226H1ZM4 225V226H3ZM8 225V226H7ZM16 225V226H15ZM72 225V226H71ZM78 225V226H77ZM95 225H98V226H95ZM99 225H100V227H99ZM102 225H104V227L102 226ZM119 225V226H118ZM136 225V226H135ZM147 225V226H146ZM162 225V226H161ZM165 225V226H164ZM223 226V228H222V226ZM238 226V228L239 229H236L234 226ZM253 225V226H252ZM263 225V226H262ZM6 226V227H5ZM46 226V227H45ZM67 226H70V227H67ZM82 226V227H81ZM85 226H87V228L85 227ZM90 226V227H89ZM94 227V228H92V227ZM108 227V228H105V227ZM113 226H117V228H118V232H116L115 230L117 229H115V230H113L112 229V227ZM133 226V227H132ZM142 226V227H141ZM150 226V227H149ZM156 226H157V229L159 230V232L157 231V229H156ZM186 226V227H185ZM190 226V227H189ZM212 226H214V227H212ZM221 226V227H220ZM242 226V227H241ZM1 227H3V228H1ZM12 227V228H11ZM66 227V228H65ZM85 227V228H84ZM103 228V230H101L102 228ZM121 227V228H120ZM144 227H149V228H146V229H144ZM154 227V228H153ZM159 227V228H158ZM163 227H165V228H163ZM167 227V228H166ZM183 227H185V228H183ZM189 227V228H188ZM200 227V228H199ZM226 227V228H225ZM248 227V228H247ZM5 228V229H4ZM38 229V230H36V229ZM41 228V229H40ZM62 228V229H61ZM84 228V229H83ZM98 229V228H100V229H98V231L96 230H93V229ZM141 230H140V229ZM162 228L165 230H162ZM178 228V229H177ZM183 228V229H182ZM202 228H203V230H202ZM219 228H220V231H219ZM225 228V229H224ZM228 228V229H227ZM80 229V230H79ZM93 231H92V230ZM106 229L108 230V231H106ZM119 229L121 230L120 232H119ZM136 229V230H135ZM152 229V230H151ZM153 229H155V230H153ZM166 229H167V231H166ZM192 229H193V227H192ZM210 231H209V230ZM214 229V230H213ZM222 229H224V230H222ZM236 229V230H235ZM248 229V230H247ZM254 229V231H252V230ZM7 230V231H6ZM31 230V231H30ZM76 230H77V232H76ZM111 230H113V231H115V232H113V231H111ZM146 230H148V231H146ZM150 230V231H149ZM175 230H176V232H175ZM211 230H213L212 232H211ZM219 232H218V231ZM235 231V233L233 232V231ZM258 230V231H257ZM261 230V231H260ZM4 231V232H3ZM14 231V232H13ZM18 232V233H16V232ZM37 231H39V232H37ZM54 233H52V232ZM101 231V232H100ZM128 231H129V233H128ZM157 231V232H156ZM164 231V232H163ZM182 231V232H181ZM201 231V232H200ZM226 231V232H225ZM237 231L239 232V233H237ZM246 232L247 233V236L249 237V238H246V240L244 241V239H242L241 241H243V242H241L240 241V238H243V236H239V234H240V232ZM247 231H250V232H247ZM33 232V233H32ZM36 232V233H35ZM43 232V233H42ZM59 232V233H58ZM94 232V233H93ZM99 232V233H98ZM146 232V233H145ZM166 232V233H165ZM168 232H169V234H168ZM197 234H196V233ZM205 232H208V233H205ZM214 232V233H213ZM6 233V234H5ZM20 233V234H19ZM23 233V234H22ZM35 233V234H34ZM47 233H49V234H51V235H47ZM61 233H63V234H61ZM94 234V236L92 235V237H91V235L90 234ZM140 233H141V235H143L142 236V238H141V236H139L140 235ZM161 233V234H160ZM165 233V234H164ZM210 233H212L211 235H210ZM219 235H218V234ZM225 233L227 234V236H225ZM3 234V235H2ZM5 234V235H4ZM41 234H44V235H47V239L45 238V236L44 235H41ZM56 234H58V237L59 238H57V235ZM65 234V235H64ZM81 236H80V235ZM87 234L88 235H90V236H87ZM104 234V235H103ZM106 234H107V236H106ZM132 234V235H131ZM144 234H148V235H144ZM151 234V235H150ZM156 234V235H155ZM158 234V235H157ZM204 234V235H203ZM209 237V238H211V240L209 239V238H207L206 237V235ZM215 234V235H214ZM37 235V236H36ZM53 235H56V237L55 236H53ZM75 235V236H74ZM84 235L86 236V238H83L84 237ZM111 235V236H110ZM121 235V236H120ZM150 235V236H149ZM168 235H170V236H168ZM172 235V236H171ZM175 235V236H174ZM196 235H197V237H196ZM203 235V236H202ZM217 235V236H216ZM5 236H6V239L8 240V242L9 243H3L2 242V240L1 239H3V238H5ZM27 236V238H25ZM32 236V237H31ZM34 236V237H33ZM96 236L98 237V239L96 238ZM104 236V238H101V237H103ZM110 236V237H109ZM147 236H149V237H147V239H149V240H147L146 239V237ZM159 238V239H161V241H162V243L160 242V245H155V247H152L151 248V246H154V244H153V240H154V238L153 237H155V238H157V237ZM184 236V237H183ZM214 236V237H213ZM222 236V237H221ZM236 236H238V237H236ZM11 237V238H10ZM51 237H53V238H51ZM65 237V238H64ZM66 237H68V238H66ZM79 237V238H78ZM88 237H89V239H88ZM108 237H109V239H108ZM113 237V238H112ZM119 237V238H118ZM140 237V238H139ZM165 237H167V239L165 238ZM254 237H256L255 238V241L254 240H252ZM9 238V239H8ZM14 238V239H13ZM44 238V239H43ZM55 238H57L56 240H55ZM75 240H74V239ZM98 240V241H102V240H104V243L103 242H101L102 243V245H100V243L96 240V239ZM100 238L102 239V240H100ZM106 238V239H105ZM115 238V239H114ZM119 240H118V239ZM150 238H151V240H150ZM163 238V239H162ZM169 238V239H168ZM182 238V239H181ZM186 238H188V241H186L187 239ZM195 238V239H194ZM214 238V239H213ZM222 238V239H221ZM252 238V239H251ZM51 239V240H50ZM67 239V240H66ZM146 239V240H145ZM153 239V240H152ZM165 239V240H164ZM181 239V240H180ZM206 239V240H205ZM209 241H208V240ZM223 240V241H221V240ZM238 239V240H237ZM250 239V240H249ZM16 240V241H15ZM60 240V241H59ZM63 240H65V241H63ZM73 240V241H72ZM81 240H83V241H81ZM90 240V241H89ZM94 240H95V242H94ZM108 240H111V241H108ZM121 240V241H120ZM142 240H144L145 242H142ZM164 240V241H163ZM184 240V242H181V241H183ZM260 242H259V241ZM13 241V242H12ZM25 241H26V244H24L25 243ZM32 241H34V242H32ZM57 241V242H56ZM59 241V242H58ZM70 242V244L68 243V242ZM85 241V242H84ZM115 241H117L116 243H114ZM141 241V242H140ZM166 241H168V242H166ZM171 241V242H170ZM179 241V242H178ZM193 241H201L200 243L201 244H203V245H205V246H203V245H199V248H195L196 250H194L193 251V254L195 255V256H191V254H189L188 252L190 251L189 250V248L188 247H190L189 245H190V243H192ZM204 241H206V242H204ZM213 243H212V242ZM226 241V242H225ZM240 241V242H239ZM250 241H252V242H250ZM32 242V243H31ZM54 242H55V244H54ZM74 242V243H73ZM95 243L96 245V247H95V251H94V254H92V253H89L88 251H91V250H88V249H86V250H84V252L82 251L83 249V247L81 248V244H83V246H84V244L85 243H89V244H92V243ZM110 242V243H109ZM138 242H140V243H138ZM146 242H148V243H150V242H152V243H150L149 245L146 243ZM188 242V243H187ZM222 242V243H221ZM256 242V243H255ZM45 245H44V244ZM47 243V244H46ZM62 245H61V244ZM113 243V244H112ZM143 243H145V245L143 244ZM166 243H167V245H166ZM178 243V244H177ZM182 243V244H181ZM183 243H184V245H183ZM210 243H212V244H210ZM220 244V245H218V244ZM225 243V244H224ZM232 243V244H231ZM248 243H250V245H248ZM13 244L15 245L14 247H13ZM24 244V245H23ZM33 244V245H32ZM36 244V245H35ZM42 244V245H41ZM51 244H53V245H51ZM69 244V245H68ZM77 244H79V245H77ZM98 244V245H97ZM139 246H138V245ZM172 244H174V245H172ZM228 244L230 245V246H228ZM246 244V245H245ZM19 245V246H18ZM29 245V246H28ZM114 245V246H113ZM118 245V246H117ZM167 247H166V246ZM179 245H181L182 247H180ZM209 247H208V246ZM221 245H224V247H226L227 248V252L225 253V251H222L221 253H218V250H217V248H219V247H223V246H221ZM231 245H232V247H231ZM245 246V247H243V246ZM9 248H8V247ZM18 246V247H17ZM21 246H24V247H22L21 248ZM59 246V247H58ZM77 246V247H76ZM79 246V247H78ZM107 246V247H106ZM123 246V247H122ZM142 246V247H141ZM147 246V248H145ZM159 248H158V247ZM170 248H169V247ZM186 246V247H185ZM200 246H201V248H200ZM214 246H216L214 249H213V247ZM229 248H228V247ZM250 246V247H249ZM256 246V247H255ZM12 249H11V248ZM66 247V248H65ZM69 247V248H68ZM101 247V248H100ZM116 247H118V248H116ZM164 247V248H163ZM165 247H166V249H167V252H166V250H165ZM179 247V248H178ZM185 247V248H184ZM212 247V248H211ZM255 249H254V248ZM2 248V249H1ZM6 248H8V250H5ZM22 250H21V249ZM28 249V250H26V249ZM45 248V249H44ZM79 248H80V250H79ZM98 248H100V249H98ZM120 248V249H119ZM131 248V249H130ZM134 248L136 249V250H134ZM145 248V249H144ZM151 250H150V249ZM156 248V249H155ZM161 248H163L162 250H164L163 252L162 251H160L161 250ZM176 248H178V249H176ZM209 248H211V249H213L212 251H211V249H209ZM244 248V250H242ZM253 248V249H252ZM19 249V251H17ZM29 249H30V252H29ZM36 249H38L37 251H36ZM116 249V250H115ZM118 249V250H117ZM128 249H130V250H128ZM146 249L148 250V251H146ZM199 249V250H198ZM237 249V250H236ZM252 249V250H251ZM10 250V251H9ZM14 250V251H13ZM50 250V251H49ZM55 250V251H54ZM74 250V251H73ZM77 250V252H75ZM114 250V251H113ZM124 250V251H123ZM127 250V251H126ZM141 250V251H140ZM157 252V254H156V252ZM215 250V251H214ZM246 250V251H245ZM23 251V252H22ZM43 251V252H42ZM70 251V252H69ZM86 251V252H85ZM108 251V252H107ZM117 251V252H116ZM136 251V252H135ZM182 251H184V252H182ZM259 251V252H258ZM7 252V253H6ZM37 252V253H36ZM51 252V253H50ZM83 252V253H82ZM90 254H88V253ZM111 252H112V254H111ZM123 252V254H121L120 255V253H122ZM130 252V253H129ZM138 252H141V253H138ZM143 252H145V255H147L146 257H145V255L144 254H142ZM150 254H149V253ZM152 252V253H151ZM175 252V253H174ZM186 252V253H185ZM191 252V251H190ZM202 252V253H201ZM244 252H246V253H244ZM256 252V253H255ZM5 255H4V254ZM24 255H23V254ZM34 253H36L35 255H33ZM41 253V254H40ZM50 253V254H49ZM60 253V254H59ZM62 253H63V255H62ZM76 253V254H75ZM81 253V254H80ZM129 253V254H128ZM132 253V254H131ZM8 254V255H7ZM39 254V255H38ZM45 254V255H44ZM58 255V257L56 256V255ZM75 254V255H74ZM85 254V255H84ZM112 256H111V255ZM119 254V255H118ZM126 254V255H125ZM131 254V256L129 257V255ZM137 254V255H136ZM140 254V255H139ZM160 254L162 255V256H160ZM172 254H174V255H172ZM178 254H179V256H178ZM180 254H181V256H180ZM189 256H188V255ZM192 254V255H193ZM211 254V255H210ZM263 254V255H262ZM18 255V256H17ZM43 255V256H42ZM50 255V256H49ZM80 255H81V257H80ZM96 255V256H95ZM102 255H104V256H107V258L106 257H103ZM111 257H110V256ZM113 255H115V256H113ZM135 257H134V256ZM149 255H151L152 257H150ZM156 255V256H155ZM169 255V256H168ZM186 255V256H185ZM199 257H198V256ZM227 255H228V258L226 259L225 257H227ZM231 255V256H230ZM6 256H7V258H6ZM10 256V257H9ZM12 256V257H11ZM42 256V257H41ZM48 256V257H47ZM52 256V257H51ZM59 256H61V258L59 257ZM69 256V257H68ZM121 256V257H120ZM126 256H128V257H126ZM159 256V257H158ZM165 256V257H164ZM168 256V257H167ZM188 256V257H187ZM219 256V257H218ZM241 256V258H239ZM258 256V257H257ZM17 257H18V259H17ZM26 257V258H25ZM30 259H29V258ZM41 257V258H40ZM65 257V258H64ZM77 257V258H76ZM97 257V258H96ZM100 257V258H99ZM108 257H110V258H108ZM133 257V258H132ZM137 257V258H136ZM142 257V258H141ZM178 257H180V258H178ZM189 257H191V258H189ZM257 257V258H256ZM48 258V259H47ZM58 258V259H57ZM80 258V259H79ZM87 258V259H86ZM89 258H91L90 260H89ZM95 258V259H94ZM131 260H130V259ZM136 258V259H135ZM149 258V259H148ZM151 258V259H150ZM153 258L155 259V260H153ZM159 258H160V260L162 259V261H163V263L161 262V261H159ZM177 258V259H176ZM184 259V260H186V261H184V260H182V259ZM203 258V260H200V259H202ZM209 258V259H208ZM211 258V259H210ZM237 258H239L237 261H236V259ZM257 260H256V259ZM7 259V260H6ZM10 259V260H9ZM51 259H53V260H51ZM62 260V261H60V260ZM70 259V260H69ZM76 259H77V261H76ZM79 259V260H78ZM85 259V260H84ZM108 259V260H107ZM109 259H111V260H109ZM142 259H143V261H142ZM170 259V260H169ZM187 259H189V260H187ZM191 259V260H190ZM42 260V261H41ZM50 260V261H49ZM113 260L115 261V262H113ZM154 262H156V263H154ZM159 261V262H157V261ZM166 260H168L167 261V263H165L166 262ZM222 260V261H221ZM224 260V261H223ZM244 260V261H243ZM13 261V262H12ZM17 263H16V262ZM69 261V262H68ZM76 263H75V262ZM80 261V262H79ZM82 261V262H81ZM97 261H95V262H97ZM150 261L152 262V263H150ZM165 261V262H164ZM180 261H182V262H180ZM194 261V262H193ZM239 261V262H238ZM260 261V262H259ZM10 262V263H9ZM29 262V263H28ZM31 262V263H30ZM47 262V263H46ZM63 262V263H62ZM74 262V263H73ZM78 262V263H77ZM129 262V263H128ZM144 262V263H143ZM146 262V263H145ZM204 262V263H203ZM241 262V263H240Z\"/></svg>",
  "mask_w": 264,
  "mask_h": 264
},
{
  "label": "bare ground",
  "instance_id": "bare-ground-1",
  "mask_svg": "<svg viewBox=\"0 0 264 264\" xmlns=\"http://www.w3.org/2000/svg\"><path fill=\"white\" fill-rule=\"evenodd\" d=\"M8 1V0H7ZM24 1H26V0H24ZM32 1V0H31ZM31 1H29V3L31 2ZM39 3H40V1L39 0H37ZM64 1V0H63ZM70 1V3H72L73 2V4H70V3H67V6L65 7V9H63L64 10V15H67L68 14V11L70 12L68 15H69V17H71L72 18V25L70 24V26H69V28L67 29L68 31V34H67V32H65L67 35H64L63 37L62 36H60V38H58L57 40H56V44H58L57 45V48H53V49H50V43H48L47 45H46V47H44L41 51H39L37 54H46L47 56H49V57H51V59H54L55 61H56V59H57V63L54 61L53 63H55V67H56V69H59V72H60V74L61 75H58L59 77H55L53 74V76H51V77H47V75H46V71L48 70V68L46 67V63L47 62H45V64H42V66H44L45 65V67H43V69L45 68L46 69V71H45V69L43 70L42 69V67H40V64H38V63H36V61H33L32 60V67H31V69L33 70V71H35V74H30L29 73V71H28V74H30L31 75V77L33 78V80L32 79H30V80H32V81H30V83H27V82H29V81H27L26 79H25V77H24V80L23 79H17V80H13L12 81V83L11 82H9V84L11 83V87L9 86V88L8 87H6V88H4V89H2L3 91H6V90H8V91H12V88H13V86H16L17 88L15 89V90H17V89H20V88H33L34 86H37V85H39V82H37V80H36V78L34 77V75L35 76H37V75H40L39 73H41V71L43 70V71H45V73L44 74H42L43 76H41L42 77V80H41V84L37 87L38 89H39V91H40V97L38 98V100L36 99V100H33L34 101V103L32 104V105H27V103L26 102H24V103H26V104H24L23 103V105L22 106H20V111L16 114V115H20L19 117H25V115H23V112H27L28 113V116H32L33 118H34V116H38V115H42V116H44V115H46L47 117H49V120H50V118H53L52 120H50V122L52 121H54L55 120V118L56 117H60L61 118V120H62V123H65V124H67L68 126L67 127H64V126H66L65 124H64V126H63V124L58 128V126H56V127H54V126H52L51 127V129L48 127V125L47 124H42V125H40L41 127H40V129H39V134H37L35 137L34 136H24V138H27V143H25L26 145H23V146H21V148H19L20 150L18 151V149H17V146H16V143H15V145L13 146L12 145V143L9 141V144L7 145V148H8V150H7V153H6V157H8V158H12V157H16L17 158V160L18 159H20L19 157H17V155L18 156H21L22 157V155H24V153H25V147L26 148H30V147H27V145H34L35 147L33 148V150L34 151H37V153L36 152H34V154H36V156H37V158L36 157H34L33 156V158L32 159H29V161L27 160V162H26V165H24V166H22V173H23V175L24 176H27V177H24V178H28V175L27 174H29L30 173V171L32 170V171H36L35 172V175L36 176H39V178L41 179V177L43 178V179H45V180H43L44 182V188L43 189H41L42 190V193L44 192V191H47V188L45 187V186H49L48 188H50V187H53L54 189H55V191L57 192V186L59 187V185H57V184H55V183H53L54 182V177H53V175L51 174V172L49 173V171H48V167H45V166H41V163H40V161H39V158H41L42 159V156L44 155L43 154V152L42 153H40V150L42 149V150H44V149H46L47 148V150H48V153H50L49 152V150L51 151V153H52V150H57L55 147H51V148H49V147H44V146H42L43 144H42V141L44 142V140L43 139H51L50 138V136L52 135V134H54L52 137H54V136H56V135H58V137L60 136L61 138H64L65 137V135L67 134V133H69V132H78L79 131V133H80V131H82L79 135H81V134H83L84 133V135H85V133H88V139L87 138H81V141H79V139H77V141H79L80 143L77 145V142H75L74 141V144L76 143V145L75 146H70V148H71V151H70V149H67L66 148V150H69L70 152H73V151H75V148L77 147V150L76 151H78L77 153H75V155H72L71 153V155L69 154L68 155V159L67 158H65L66 156H67V154H65L66 156L63 158L62 157V162L60 163V167H61V165H64V166H66V167H68V166H75L76 165V163H75V160L77 159V157L78 158H82V156H83V152L82 151H80V150H82L81 148L84 146V147H86L84 150H87V149H90L91 147H94L93 149L96 151V148H97V145L98 146H100V144H102L103 143V145L101 146V148L102 149H106V150H108L107 148H109L110 146H111V141H110V138H108L109 136H113L115 139H117L116 140V142H118V141H121V140H129V143L131 142V145H130V147L132 148V152L131 153H128L127 154V151H126V155L127 156H125V157H128V159L127 160H129V154H133V152H134V155H135V153L136 154H138L139 156H137V157H133V155H131L132 157L131 158H133L131 161H133L134 159L136 160V158H139L138 160H139V166H137V168H136V171H138V174L136 175L137 177L139 176V179L141 180V177L142 178H146V173L148 172V174L150 173L151 175L153 174V176H155L156 175V173L158 172H160L159 174L161 175V174H163V177L165 178V176H167V177H169L170 176V178H171V180H170V182H171V184H173V185H175V184H178L177 182L178 181H180V176H179V173L178 174H172V172H171V170L170 169H168V167H167V165L168 164H170V163H168L167 165H165L162 169H161V171H159L158 170V166L156 167V165H154L153 164V161H152V165L150 164L149 165V163L151 162V161H149L148 163L147 162H145L144 160H141L140 159V155H142L141 154V152L143 153V149H142V151H140V149L142 148V145H143V147H144V144L143 143H151L153 140H155V138H156V135H157V133L159 132V130L161 131L162 130V133L160 132V134H165V135H167V136H169L170 135V133H172L173 132V130H175V125H170V124H168V123H165V119H169V118H167L166 117V115L168 116V114L167 113H169V112H166L165 110H163V109H161L160 107H161V105H169V104H171V103H173L174 101H173V95H175L176 93L174 92L175 91V89H174V86L175 85H171V86H168V85H166V83L165 82H163V80H162V78L161 79H159V77H158V75L159 74H164L165 76H169V75H174L173 76V79H172V81L173 80H178V84L180 85V86H183L184 87V85H187V83H189V81L191 80L190 79V77H188V71H187V73L185 72V71H181V69H180V65H181V62H178V64H176L175 66H173L171 63H168V62H166V63H168L169 64V66L168 67H166L164 70H161L160 68H156V67H154V64H156V63H154V62H156V61H158V60H160L159 62H165L166 60H169V56H171V53H170V50H171V48L172 47H176L177 48V46H178V44H177V38L176 37H178V38H180V36H176L175 37V35H172V34H169L170 35V38L168 39V40H166L163 36H162V33L164 32V30L163 29H159L160 31H155L156 29L153 27V24L152 23H154V22H152L151 24H152V27L155 29H153V31H150V32H148V34H147V32H146V34L148 35V37H154V36H158V37H160V38H162L161 39V41L163 40L164 41V39L166 40V45H165V41L163 42L164 43V45L163 46H165L164 48H162V51L161 52H159L160 54H159V57H157L158 55L156 54V52H157V50H155V49H153L154 51H155V53H154V55H152L151 57L149 56V57H139L138 59L136 58V60H134V59H131V60H129V61H123V60H121V61H123V62H119V61H114V64L113 65H109L107 62H106V65H104L103 67V73H101V74H99V72H97L98 71V69H96L97 68V64L100 62H102V60L103 59H109V58H112L111 57V55L109 56V50H107L108 48H106V46H105V44H106V40H109V41H114L115 42V40H116V37H114L113 35H112V33L111 34H108L107 35V37L105 38V36L106 35H104L103 37H100L99 36V34H98V36H99V38H97V34H94V33H96V32H94V30H91L90 29V31L88 32V36L87 35H85V39H84V41H82L81 43H78L77 41V43H75V44H77V48L79 47V48H81V50H82V48L83 47H85L86 49H89V52H86L85 50V53H84V57H80V55H78L79 54V50L78 51H76V48H74V50L73 51H71V49L69 50L68 48V46L70 45L69 44V40H71L70 39V37H75V34H77V35H80V34H82V30H87V29H83V24L84 23H88V24H90L89 26H91V24H93V23H95L96 21L98 22V20H97V18L99 17V16H101V15H103V16H105L109 11H111V10H107L108 12L106 13V5H92L91 6V3H89V0H69ZM79 1H81V3H80V5H78V2ZM117 1V0H116ZM123 1V0H122ZM173 1V3H175L176 2V0H172ZM178 1V0H177ZM182 1H185L184 2V4L182 3H180L181 2V0H179V4L181 5V7L179 6V8H178V11L176 12V15L178 16V17H180L181 15L183 16V15H185V14H187V15H189L190 17L192 16L193 18V21H194V25H193V27L194 26H196V25H199L201 22H202V20L199 18V16H197V14H198V12H200V10L202 9V8H205V7H203V5L205 4V0H182ZM210 1V0H209ZM219 1V0H218ZM221 1H223V0H221ZM224 1H228V2H230V1H232V3H234L233 2V0H224ZM224 1L222 2V3H224ZM235 1V0H234ZM248 1V0H247ZM256 1V0H255ZM264 1V0H263ZM18 3H20V2H22V1H17ZM42 2V1H41ZM124 2V1H123ZM122 2V3H123ZM127 3H129L130 4V7L132 6V5H134V4H138V3H141V2H143V3H145L146 4V7H150L153 3L151 2V0H127L126 1ZM157 2V1H156ZM212 2V1H211ZM217 2V1H216ZM236 2V1H235ZM46 3H48L49 5H47V4H45L46 5V7H48V8H50V7H53L54 5H59V4H63V2L61 1V0H48V2L46 1ZM102 3V2H101ZM101 3H99V4H101ZM108 3V2H107ZM110 3V2H109ZM152 3V4H151ZM172 3V4H173ZM178 3H177V5H178ZM213 3V2H212ZM239 3V2H238ZM237 3V4H238ZM244 3H246V2H244ZM243 3V4H244ZM8 4V3H7ZM16 4V3H15ZM24 4V3H23ZM22 4V5H23ZM25 4H27V2L25 3ZM44 4V3H43ZM93 4V3H92ZM96 4V3H95ZM158 4V3H157ZM176 4V3H175ZM209 4V3H208ZM220 4V3H219ZM217 5V6H219V8H216V9H219V11L221 10L220 9V7L222 6H220V5ZM236 4V6H235V14H234V12H233V14L234 15H232L233 16V18H230L229 17V15L228 16H224V15H219V16H217V17H215V19L216 18H219L218 20L216 19L215 21H217L216 23H220V22H222V20H224L225 21V25H227L228 27H229V30L230 31H234V30H236V29H240L241 28V26H235L236 24V18H238L237 17V15H239V17H243V18H249L250 20H252L251 21V23L253 22V20L255 19V21H256V23H255V25H257L256 27H253L252 29H251V31L254 33V34H256L255 35V38H258V37H262L263 39H264V31L262 32V30H260V27L262 26V24L264 23V15H262L261 17H259V18H253L254 16L252 15L253 14V11H249V10H244V11H242L243 10V8H245L244 6H243V4H240V5H237ZM257 4V3H256ZM261 4H263V2L261 3ZM261 4H259V5H261ZM4 5V4H3ZM32 5V4H31ZM38 5V4H37ZM64 5V4H63ZM123 5H125V4H123ZM126 5H128V4H126ZM159 5V4H158ZM161 5V4H160ZM165 5H168V4H165ZM210 5H211V3H210ZM213 5V4H212ZM224 5V4H223ZM230 5H231V2H230ZM16 6V5H15ZM18 6V5H17ZM16 6V7H17ZM24 6V5H23ZM35 6V5H34ZM41 6V5H40ZM43 6V5H42ZM60 6V5H59ZM135 6V5H134ZM142 6V5H141ZM154 6V5H153ZM156 6V5H155ZM154 6V7H155ZM171 6V5H170ZM205 6V5H204ZM247 6V5H246ZM7 7V10H12L11 12H16V13H20V11L22 10V8H18L17 10H14V8L12 7V9H11V7L10 6H6ZM26 7V6H25ZM37 7H39V6H37ZM108 7V6H107ZM115 7V6H114ZM129 7V8H130ZM143 7V6H142ZM152 7V6H151ZM165 7V6H164ZM167 7H169V6H167ZM209 8H210V6H208ZM212 7V6H211ZM233 7V6H232ZM249 7V6H248ZM24 8V7H23ZM43 8V7H42ZM59 8V7H58ZM134 8V7H133ZM163 8V7H162ZM222 8V7H221ZM253 8H254V6H253ZM262 8V7H261ZM3 9V8H2ZM40 9V8H39ZM52 9V8H51ZM124 9V8H123ZM143 9V8H142ZM141 9V10H142ZM155 9V8H154ZM157 9H158V7H157ZM159 9H161L160 7H159ZM158 9V10H159ZM165 9H167V8H165ZM246 9V8H245ZM249 9V8H248ZM33 10V9H32ZM44 10V9H43ZM48 10V9H47ZM57 11H61V10H58V9H56ZM113 10H114V8H113ZM127 10V9H126ZM171 10V9H170ZM170 10H169V8L167 9V10H165L166 12H168L167 14H169V13H171L172 14V12H170ZM229 10L230 9H228V11H225V12H229ZM263 10V9H262ZM41 11V10H40ZM121 11V10H120ZM120 11H118V12H120ZM143 11V10H142ZM154 11V10H153ZM160 12H162L163 13V11L162 10H159ZM172 11V10H171ZM217 11V10H216ZM215 11V12H216ZM219 11H218V14H219ZM7 12V11H6ZM10 12V13H11ZM38 12V11H37ZM114 12H115V10H114ZM122 12H124L123 10H122ZM121 12V13H122ZM125 12H127V11H125ZM223 12V10L222 11H220V13H222ZM38 13H40L41 14V12H38ZM45 13V12H44ZM56 13H59V12H56ZM111 13V12H110ZM117 13V12H116ZM132 13V12H131ZM145 13V12H144ZM153 13V12H152ZM174 13V12H173ZM210 13V12H209ZM217 13V12H216ZM133 14H134V12H133ZM157 14H159L158 12H157ZM161 14V13H160ZM171 14H169V15H171ZM227 14V13H226ZM11 15V14H10ZM50 15V14H49ZM63 15V16H64ZM68 15H67V17H68ZM107 15H109V14H107ZM115 15V14H114ZM119 15H121V14H119ZM125 15V14H124ZM127 15H128V13H127ZM132 15V14H131ZM145 15V14H144ZM144 15L142 14V17H141V19H140V22H135V23H129V24H127V21H126V29L125 28H123L124 29V33H127V31L129 30V29H131V30H134V29H141L142 27H140V25L141 24H143V22H144V20H145V17H144ZM150 15V14H149ZM162 15V14H161ZM199 15V14H198ZM202 15V14H201ZM12 16V15H11ZM36 16V15H35ZM34 16V18H33V22L35 23V22H37V21H42V19H40V18H36V17H38V16H36L35 17ZM62 16V15H61ZM111 16V15H110ZM109 16V17H110ZM122 16V15H121ZM154 16V15H153ZM157 16V15H156ZM163 16V15H162ZM161 16V17H162ZM231 16V15H230ZM259 16V15H258ZM19 17V16H18ZM48 17V16H47ZM126 17V16H125ZM177 17V18H178ZM201 17V16H200ZM60 18V17H59ZM107 18H108V16H107ZM117 18H119V17H117ZM138 18V17H137ZM140 18V17H139ZM150 19L152 18L151 16L149 17ZM158 19H159V17H157ZM189 18V17H188ZM3 19V18H2ZM40 19V20H39ZM44 19H46V18H44ZM43 19V20H44ZM49 19V18H48ZM69 19V18H68ZM132 19V18H131ZM130 19V20H131ZM153 19H154V17H153ZM174 19V18H173ZM173 19L171 20V21H173ZM27 20H28V18H27ZM30 20V19H29ZM67 20V19H66ZM66 20H65V22H66ZM71 20V19H70ZM100 20H103V19H100ZM122 20V19H121ZM133 20V19H132ZM138 20V19H137ZM169 20V19H168ZM168 20H166V21H168ZM210 20H212V19H210ZM12 21V20H11ZM10 21V22H11ZM69 21V20H68ZM67 21V22H68ZM115 21H117V20H115ZM123 21V20H122ZM153 21H155V19L153 20ZM161 21V20H160ZM165 21V20H164ZM174 21H176V20H174ZM182 22L184 21V20H181ZM17 22H20V20L19 21H17ZM64 22V23H65ZM93 22V23H92ZM104 22V21H103ZM129 22V21H128ZM239 22V21H238ZM21 23V22H20ZM123 23V22H122ZM121 23V24H122ZM159 23V22H158ZM161 23H163V26H165V24H164V22H161ZM166 23V22H165ZM178 23H180V22H177V24ZM185 23V22H184ZM183 23V24H184ZM1 24V23H0ZM38 24H41V23H38ZM43 24V23H42ZM68 24V23H67ZM96 24V23H95ZM155 24H157V23H155ZM192 22H191V25L189 26V28L188 29H186L187 31L190 29V27H192ZM239 24V23H238ZM16 26L17 25H19V24H15ZM24 25V24H23ZM29 25V24H28ZM62 25V24H61ZM86 25V24H85ZM147 25H149V24H147ZM158 25H160V23L158 24ZM21 26H22V24H21ZM65 26V25H64ZM88 26V25H87ZM110 26V25H109ZM150 26V25H149ZM148 26V27H149ZM173 26H175V25H173ZM179 26V25H178ZM213 26H215V24L213 25ZM213 26H211V27H213ZM223 26V25H222ZM231 26H232V29H231ZM11 27H15L14 25H12ZM10 27V28H11ZM27 27V26H26ZM36 27V26H35ZM46 27V26H45ZM53 27H55V26H53ZM59 27V26H58ZM125 27V26H124ZM145 27V26H144ZM176 27V26H175ZM184 27V26H183ZM197 27V26H196ZM199 27H201L200 25H199ZM217 27V26H216ZM264 27V26H263ZM17 29H20V27H16ZM22 28V27H21ZM24 28V27H23ZM28 28V27H27ZM31 28V27H30ZM65 28V27H64ZM85 28V27H84ZM103 28V27H102ZM116 28V27H115ZM134 28V29H133ZM151 28V27H150ZM185 28H187V26L185 27ZM203 29H205V27H202ZM215 28V27H214ZM11 29H13V28H11ZM40 29V28H39ZM42 29V28H41ZM61 29H63V28H61ZM105 29V27L103 28V30ZM119 29V28H118ZM122 29V30H123ZM142 29H145V28H142ZM152 29V28H151ZM168 29V28H167ZM211 29V28H210ZM213 29V28H212ZM14 30V29H13ZM22 30V29H21ZM29 30V29H28ZM28 30L26 29V31L28 32ZM43 30H45V28H43ZM50 31H52L51 29H49ZM121 30V29H120ZM148 30V29H147ZM173 30H175V29H173ZM177 31L179 30V29H176ZM182 29L180 28V31H181ZM2 32H3V30H1ZM9 31V30H8ZM12 31V30H11ZM46 31V30H45ZM65 31V30H64ZM88 31V30H87ZM101 31V30H100ZM119 31V30H118ZM117 31V32H118ZM144 31V30H143ZM142 31V32H143ZM165 31H166V29H165ZM184 31V30H183ZM198 31V30H197ZM203 31V30H202ZM214 31V30H213ZM1 32V33H2ZM13 32V31H12ZM84 32V31H83ZM94 32V33H93ZM171 32H172V30H171ZM170 32V33H171ZM174 32V31H173ZM206 32V31H205ZM218 32V31H217ZM221 32H223V31H221ZM240 32V31H239ZM246 32V31H245ZM17 33L19 34V35H21L22 33L21 32H19V31H17ZM17 33H15V34H13L12 36H10V41H8V43H7V47L5 48L7 51H11V48H15V47H17V48H19L18 46L19 45H21L23 42H17V39H15V38H18V37H16L17 36ZM29 33L30 34H33V31L32 32H30L29 31ZM28 33V34H29ZM63 33V32H62ZM115 33V32H114ZM231 33V32H230ZM236 33V32H235ZM38 35H35V37L33 38V42H32V40H28V41H25V49L23 50V52L21 53V55L19 56V58L16 60V58L18 57V56H15L16 58H15V60L16 61H14V63L12 64V63H9V64H11V68H10V72H7V71H5L4 70V68H2V67H0V79H1V77L3 76V77H6V76H9L10 77V75H15V73L14 74H11V73H13V71L15 72L16 70H17V67H21V66H19L20 64H22L21 62H23L24 60H25V62H26V59H28L29 57H30V55H31V53H32V50L34 49V48H37L38 49V45H40V44H38V43H40L41 42V39H42V35H39L40 33H37ZM42 34V33H41ZM51 34V33H50ZM49 34V35H50ZM85 34V33H84ZM83 34V35H84ZM101 34V33H100ZM133 34V33H132ZM145 34V33H144ZM183 34V33H182ZM182 34H180V35H182ZM185 34V33H184ZM205 34V33H204ZM215 34V33H214ZM218 34V33H217ZM247 34V33H246ZM9 35H11V34H9ZM27 35V34H26ZM44 35V34H43ZM49 35H48V37H49ZM52 35V34H51ZM50 35V36H51ZM82 35V36H83ZM115 35V34H114ZM186 35H188V34H186ZM190 35V34H189ZM195 35V34H194ZM200 35V34H199ZM219 35H220V33H219ZM221 35H223V33H221ZM251 35L253 36V34L251 33ZM4 36H6L5 34H4ZM29 36V35H28ZM31 36H34V35H31ZM46 36V35H45ZM58 36V37H59ZM126 36V35H125ZM193 36V35H192ZM206 36V35H205ZM243 36V35H242ZM241 36V37H242ZM25 37V36H24ZM55 37V36H54ZM73 37V38H74ZM79 37V36H78ZM84 37V36H83ZM187 36H185V38H186ZM191 37V36H190ZM206 37H208V36H206ZM213 37V36H212ZM216 38H217V36H215ZM221 37H223V36H221ZM220 37V39L219 40H217V39H215V40H213V41H208L207 40V38H204V39H202L201 38V40L200 41H198V42H200V44H198V42H197V46H195L196 48V50H193L192 49V51H186L185 52V50H183V52H179L176 48L174 49V50H176V51H174V57H180V56H182V54L181 53H183L184 54V56L186 55H190L191 56V54H190V52L191 53H193L192 54V56H194V57H196V59H199L200 61H201V63L202 64H200V62H198V67L195 69V66H193V68L195 69V71L197 70V72L195 73V74H197V79H200L201 81H202V83H204V87L206 86V81L208 80V79H210V78H208L206 81L204 80V77H203V74H204V72L206 71L205 69H208V66H211V65H209L208 64V62L210 61V60H213L212 58L210 59V52L209 51H203V52H199L200 50L199 49H201L202 47H210V49L211 48H213L215 45H216V43H217V45H220V47H225L226 46V43H229V42H231L230 40L227 42V40L225 39V37L224 38H221ZM246 37V36H245ZM20 38V37H19ZM47 38V36L45 37V39ZM51 39L53 38L52 36L50 37ZM49 38V39H50ZM145 38H146V35H145ZM200 38V37H199ZM252 38V37H251ZM1 39V38H0ZM7 39H8V37H7ZM28 39H30V38H28ZM49 39H47L48 41H49ZM147 39V38H146ZM145 39V40H146ZM151 39V38H150ZM197 39V38H196ZM230 39V38H229ZM237 39V38H236ZM245 39V38H244ZM19 40H22V41H24V38H23V35H22V38L21 39H19ZM43 40V39H42ZM127 40V39H126ZM144 40V41H145ZM159 40V39H158ZM180 40H182L181 42H180V46H182L183 45V43L182 42H184L185 40L184 39H182V36H181V38H180ZM232 40V39H231ZM47 41V42H48ZM51 41V40H50ZM52 41H55V40H52ZM72 41V40H71ZM75 41V40H74ZM79 41V40H78ZM131 41V40H130ZM195 41V40H194ZM35 43V44H33L31 47L29 46L31 43ZM178 42V43H179ZM193 42V41H192ZM238 42V41H237ZM251 42V41H250ZM18 43H20V44H18ZM52 43V42H51ZM54 43V42H53ZM74 43V42H73ZM108 43V42H107ZM140 43V42H139ZM142 43V42H141ZM154 43V42H153ZM239 43V42H238ZM18 44V45H17ZM135 44V43H134ZM159 44V43H158ZM176 44V45H175ZM260 44V43H259ZM2 43H1V47H2ZM5 45V44H4ZM146 45V44H145ZM148 45H150V44H148ZM175 45V46H174ZM185 45V44H184ZM192 45V44H191ZM21 46H23V45H21ZM20 46V47H21ZM42 46V45H41ZM54 46V45H53ZM153 46V45H152ZM157 46V45H156ZM160 46V45H159ZM162 46V45H161ZM189 46V45H188ZM229 46V45H228ZM158 47V46H157ZM157 47H155V48H157ZM227 47V46H226ZM240 47V46H239ZM260 47V46H259ZM84 48V49H85ZM106 48V49H105ZM113 48V47H112ZM130 47H129V45L128 44H126V46H124L121 50L123 51V50H125L126 51V49H127V52L130 50L129 49ZM150 48V47H149ZM206 48V49H207ZM4 49V50H5ZM16 49V48H15ZM15 49H12V50H15ZM36 49V50H37ZM41 49V48H40ZM133 49V48H132ZM137 49V48H136ZM180 49H182V48H180ZM187 49V48H186ZM202 49H204V48H202ZM236 49V48H235ZM22 50V49H21ZM113 50V49H112ZM137 50H139V49H137ZM150 50V49H149ZM188 50V49H187ZM212 50V49H211ZM240 50H242V49H240ZM262 50V49H261ZM3 51V50H2ZM16 51H17V49H16ZM20 51V50H19ZM29 51H30V54H29ZM114 51V50H113ZM173 51V50H172ZM180 51H182V50H180ZM13 52V51H12ZM15 52V51H14ZM35 52V51H34ZM209 52V53H208ZM216 52V51H215ZM220 52V51H219ZM219 52H217L218 54H219ZM61 53H64V54H61ZM189 53V54H188ZM111 54H112V52H111ZM150 54V53H149ZM148 54V55H149ZM216 54V53H215ZM260 54V53H259ZM1 55V54H0ZM5 55H7V54H5ZM33 55V54H32ZM62 55H64L65 57H66V60L68 59V63L67 64H64V66L63 65H61V63H64L65 61V59H63V61L64 62H60L59 60H61V56ZM122 55V54H121ZM127 55V54H126ZM134 54H131V55H129V56H132V58H134V56H133ZM140 55H142V54H140ZM223 55V54H222ZM244 55V54H243ZM8 56V55H7ZM40 56V55H39ZM64 56H62L63 58H64ZM128 56V57H129ZM138 56H139V53H138ZM227 56H228V54H227ZM33 57H34V55H33ZM32 57V58H33ZM38 57V56H37ZM135 57H137V56H135ZM198 57V58H197ZM221 57V56H220ZM226 57V56H225ZM244 57V56H243ZM7 58V57H6ZM9 58V57H8ZM46 58V57H45ZM116 58V57H115ZM231 58V57H230ZM263 58H264V55H263ZM3 59H5V57H3ZM38 59V58H37ZM40 59V58H39ZM175 59V58H174ZM187 60L189 59V58H186ZM193 59V58H192ZM252 59V58H251ZM262 59V58H261ZM44 60V59H43ZM42 60V61H43ZM111 60H113V59H111ZM180 61H181V58L179 59ZM187 60L185 61V62H187ZM190 60V59H189ZM217 60V59H216ZM226 60V59H225ZM9 62H13V61H10V60H8ZM29 61V60H28ZM38 61V60H37ZM46 61V60H45ZM49 61H50V59H49ZM175 61H176V59H175ZM236 61V60H235ZM239 61V60H238ZM258 61V60H257ZM24 62V63H25ZM158 62V63H159ZM177 62V61H176ZM197 62V61H196ZM226 62V61H225ZM240 62V61H239ZM256 62V61H255ZM27 63V62H26ZM29 63H30V61H29ZM39 63H40V61H39ZM43 63V62H42ZM52 63V64H53ZM103 63V62H102ZM154 63V64H153ZM215 63V61L213 60V63L212 64H214ZM8 64V65H9ZM160 64V63H159ZM164 64V63H163ZM183 64V63H182ZM207 64V66H205ZM211 64V63H210ZM254 64V63H253ZM27 65V64H26ZM26 65H24V66H26ZM58 65H59V67H61L62 66V68L60 69L59 67H58ZM61 65V66H60ZM196 65V66H197ZM240 65V64H239ZM135 66H138V67H140V71L137 73V74H135V78L133 77V76H131V77H133L132 78V81H135L134 82V84L132 85V87H131V89L129 88H127V89H125V88H123L122 86H121V83L120 84H118L119 83V81H118V86L117 87H111V86H108L107 84H109L108 83V80H110V79H112V77L114 78H117V79H121L120 81H122V82H126V86H128L129 85V80H130V78H129V74L127 73V71H125L126 72V74H127V76L126 75H124V74H122L123 72H124V70L125 69H129V68H135ZM157 66V65H156ZM164 66V65H163ZM213 66V65H212ZM211 66V67H212ZM215 66V65H214ZM220 65H216L215 66V68H214V72L211 70V72H213L212 73V75L211 74H208V75H210V76H212V77H214V79L211 77V79L212 80H214V81H211L212 83L208 86V88H211V87H214V89H213V91H215V92H213V93H215L216 94V97L219 99V104L217 105H215V104H213L212 102H214L215 100L213 99V101L211 102V104L209 103V105H206L205 104V109H204V111H203V109H202V112H200L199 113V115L201 116L200 118H198V117H196L197 115L195 114H193V112L194 111H192V112H190V109L192 108L191 106H193V105H195V103H194V101H192V103L190 104V101H189V105H186L187 106V108L184 110H182V111H180V112H176L177 114L176 115H178V116H181L182 118H183V120L184 121H187L188 122V124H189V122L191 121V117L193 118L194 117V122L193 121H191V123L193 124V123H195V124H193L194 126H196L197 125V123H198V125H199V123L200 122H203V121H207V118L208 117H212V118H214V119H216L217 121H218V123L219 124H226L227 122H229L232 118H233V115L235 114V115H240V114H242V112H243V110H244V112H247V109H246V107L247 106H244L245 104H247V103H242V101H241V99L243 98V94H242V92L243 91H240L238 88L236 89L234 86H236V84H234V86H232L235 90H234V92L233 93H230V92H228V91H224V92H227L230 96H228V98H227V101L226 100H224L223 98H225L226 97V95H220L222 92V90L220 91V93L218 92L219 91V89H222V85L224 84L226 87H231L230 86V83L232 82V77H233V75L231 74V73H228V72H226V73H224L223 71H221L219 68ZM237 66V68L235 69H233V70H239V67H238V65L236 64L235 65V67ZM54 67V66H53ZM181 67H182V65H181ZM210 67V68H211ZM246 67V66H245ZM7 68V67H6ZM9 68V67H8ZM24 68H26V67H24ZM163 68V67H162ZM192 68V69H193ZM203 68H205V69H203ZM30 69V68H29ZM84 69H86L87 70V72L88 73H90V74H93L94 75V78L99 82V84H100V86H102V87H100L99 86V88H96V87H93L94 86V84L97 82H95V83H91V81H89V80H86V78H85V76L84 75H89V74H87L86 72H83L84 71ZM26 70H28V68L26 69ZM97 70V71H96ZM18 71V70H17ZM20 71V70H19ZM100 72H101V70H99ZM176 71H177V74L178 75H176ZM232 71V70H231ZM245 71V70H244ZM179 72V73H178ZM206 72H209V71H206ZM210 72V73H211ZM23 73H27V72H23ZM58 73V72H57ZM83 73H84V75H83ZM190 73V72H189ZM22 74V73H21ZM56 74V73H55ZM220 74H222V75H220ZM224 74V75H223ZM19 75V74H18ZM17 75V76H18ZM27 75V74H26ZM82 75L84 76V77H82ZM132 75V74H131ZM142 75H144V79L146 80V82L144 83V82H141V81H143L142 79L143 78H141V76ZM163 75V76H164ZM194 75V74H193ZM16 76V75H15ZM14 76V77H15ZM21 75H19V77H20ZM190 76V75H189ZM210 76H206V77H210ZM256 77H257V75H255ZM13 77V78H14ZM30 77V76H29ZM40 77V78H41ZM170 77V76H169ZM195 77H193V78H195ZM22 78V77H21ZM38 78V77H37ZM40 78H38V79H40ZM114 78V79H115ZM167 78V77H166ZM192 78V79H193ZM258 78V77H257ZM4 79V78H3ZM10 79V78H9ZM88 79V78H87ZM117 79H115L116 81H117ZM29 80V79H28ZM91 80H93V79H91ZM112 81V82H114V84H115V82L116 81ZM2 80H0V82H1ZM27 81V82H26ZM40 81V80H39ZM194 81V80H193ZM208 81H210V80H208ZM207 81V82H208ZM251 81V80H250ZM264 81V80H263ZM109 82H111V81H109ZM236 82V81H235ZM247 82V81H246ZM245 82V83H246ZM3 83V82H2ZM172 83V82H171ZM194 83V82H193ZM197 83H198V81H197ZM233 83V82H232ZM248 83V82H247ZM8 84V85H9ZM125 84V83H124ZM259 84V83H258ZM2 85V84H1ZM0 85V86H1ZM123 85V84H122ZM239 85V84H238ZM247 85V84H246ZM253 85H255V84H253ZM124 86V85H123ZM225 86H224V88H225ZM261 86V85H260ZM98 87V86H97ZM130 87V86H129ZM176 88H178L177 86H175ZM194 87V86H193ZM263 87V86H262ZM197 88V87H196ZM156 89H161V90H163V92L165 91V93L167 94V95H165V99H160L159 97L158 98H156L155 97V95L153 94V92L156 90ZM179 89H180V87H179ZM185 89H186V87H185ZM185 89H183V90H185ZM226 89V88H225ZM229 89V88H228ZM257 89V88H256ZM255 89V90H256ZM24 90V89H23ZM22 90V91H23ZM37 90V89H36ZM160 90V91H161ZM218 90V91H217ZM227 90V89H226ZM233 90V89H232ZM251 90V89H250ZM21 91V90H20ZM158 92H159V90H157ZM198 91V90H197ZM206 91V90H205ZM209 91V90H208ZM12 92H14V91H12ZM11 92V93H12ZM30 92V91H29ZM58 92H60V93H62L63 94V97L60 95V97H59V93ZM182 93H184L183 91H181ZM180 92V93H181ZM200 92V91H199ZM1 93V92H0ZM35 93H37V92H35ZM175 93V94H174ZM187 93V92H186ZM196 93V92H195ZM255 93V92H254ZM2 94H3V92H2ZM1 94V95H2ZM31 94V93H30ZM53 94H55L56 96H54ZM143 95L142 96V100L144 99V100H146L145 102H146V105L144 106V104L145 103H143V106H144V108L142 107V104H140V101H142V100H140V99H137L136 100V98H138V95ZM188 94V93H187ZM186 94V96H189L190 94H188L187 95ZM207 94V93H206ZM214 94V95H215ZM227 94V95H228ZM252 94V93H251ZM256 94H257V92H256ZM1 95H0V99H2V97H1ZM7 95V94H6ZM5 95V96H6ZM23 95V94H22ZM25 95V94H24ZM23 95V96H24ZM36 95V94H35ZM137 95V96H136ZM182 95H184V94H182ZM196 95V94H195ZM203 95H204V93H202V99H200L199 98V100L198 101H196V102H199V103H201L202 104V101H204L203 99ZM214 95H212V96H214ZM130 96H132V97H130ZM178 96V95H177ZM177 96H175V97H177ZM185 96V95H184ZM197 96V95H196ZM253 96H255V95H253ZM8 97H10V96H8ZM27 97V96H26ZM26 97H24V98H26ZM44 97H47V99H49V100H45L44 99ZM59 97V99H57ZM128 97H130V98H128ZM150 97V98H149ZM164 97V96H163ZM5 98V97H4ZM14 98V97H13ZM30 98V97H29ZM67 98H71L72 99V101H70L69 102V104H71V103H73V105H72V108H73V110L72 111H70L69 109H68V106H69V104L68 105H66V99ZM127 99V101H126V104H124V106L123 107H120L121 105L120 104H118L120 101H122L123 99ZM145 98H147V99H145ZM181 98V97H180ZM245 98V97H244ZM251 98V97H250ZM258 98V97H257ZM10 99V98H9ZM124 99V100H125ZM212 99V98H211ZM251 99H253V98H251ZM263 99V98H262ZM3 100V99H2ZM1 100V101H2ZM24 100V99H23ZM70 100V99H69ZM140 100V101H139ZM183 100V99H182ZM243 100V99H242ZM250 100V99H249ZM248 100V101H249ZM260 100V99H259ZM4 101H5V99H4ZM20 101V100H19ZM164 101V102H163ZM180 101V100H179ZM206 101H208V100H206ZM31 102V101H30ZM178 101L176 100L175 101V103H177ZM181 102V101H180ZM184 102V101H183ZM233 102H235V105H236V107L235 106H233V104H231V103H233ZM244 102V101H243ZM249 102H252V101H249ZM259 102V101H258ZM3 103H5V102H3ZM117 103V104H116ZM122 103H124V102H122ZM264 103V102H263ZM116 104V105H115ZM186 104V103H185ZM193 104V105H192ZM254 104V103H253ZM261 104V103H260ZM70 105V106H71ZM84 105H85V108L86 109H88V113L87 114H85V116L83 117V115H81V113H82V108H84ZM120 105V106H119ZM141 105V106H140ZM149 105H152V107L150 108V106ZM181 105V104H180ZM200 105V104H199ZM258 105V104H257ZM65 106V107H64ZM115 106V107H114ZM119 106V107H118ZM137 106H140L139 107V110H138V113L137 114H135L134 115V117H127V116H129V115H127L125 112H126V110L125 109H127V110H131V109H133V108H135V107H137ZM185 106V105H184ZM183 106V107H184ZM5 107V106H4ZM11 108H13L12 110H15V111H17L16 110V104H12L11 106H10ZM111 107L112 108H114L115 110H116V113H115V115H113L114 113H111V114H109L108 115V113H107V111H110V109H111ZM167 107V106H166ZM178 107H180V106H178ZM198 107H200V106H198ZM8 108V107H7ZM71 108V107H70ZM138 108V107H137ZM169 108V107H168ZM203 108V107H202ZM236 108L238 109V112L236 111ZM146 109V110H145ZM148 109H149V111H148ZM158 109H161V110H159L158 111ZM165 109V108H164ZM175 109V108H174ZM200 109V108H199ZM198 109V110H199ZM255 109V108H254ZM253 109V110H254ZM45 110H47V112H45ZM83 110H85V109H83ZM135 110V109H134ZM163 110V111H162ZM186 110H189L188 111V113H185V111ZM249 110V109H248ZM114 111V110H113ZM169 111V110H168ZM257 111H258V109H257ZM62 113V114H64V116H61L59 113ZM251 112H252V110H251ZM250 112V113H251ZM37 113H39L38 115H36ZM90 113H91V115H90ZM127 113H129V112H127ZM126 114V115H125ZM246 113H244V115H245ZM2 114H0V116H1ZM175 115V116H176ZM250 115V114H249ZM42 116H41V119H42ZM149 116H151V117H149ZM173 116V115H172ZM174 116V117H175ZM252 116V115H251ZM254 116V115H253ZM2 117V116H1ZM6 117H8V116H6ZM19 117H17V118H19ZM169 117V116H168ZM235 117V116H234ZM32 118V119H33ZM36 118V117H35ZM34 118V119H35ZM39 118V117H38ZM44 118H46V117H44ZM59 118V119H60ZM178 118V117H177ZM240 118V117H239ZM25 119V118H24ZM27 119V118H26ZM146 120V119H150V123H152V127H150V128H153V129H151V130H142V131H144V132H141L140 133V130L139 131H136L137 129H139L140 128V124H141V122L143 121V120ZM196 119H198L197 121H196ZM241 119V118H240ZM246 119H248V118H246ZM257 119V118H256ZM23 120V119H22ZM29 120V119H28ZM43 120V119H42ZM144 120V121H145ZM215 120V121H216ZM235 120V119H234ZM260 120V119H259ZM263 120V119H262ZM8 121V120H7ZM25 121V120H24ZM36 121H38V120H36ZM209 121V120H208ZM212 121H213V119H212ZM232 121V120H231ZM253 121V120H252ZM21 122H23V121H21ZM25 122H27V121H25ZM39 122H41L40 120H39ZM148 123H149V121H147ZM146 122V123H147ZM174 122V121H173ZM186 122V123H187ZM258 122H260V121H257V123ZM19 122H17V124H18ZM24 123V122H23ZM58 123V122H57ZM89 123L91 124L92 123V126L90 125L89 126ZM181 123V122H180ZM190 123V124H191ZM216 123V122H215ZM237 122H235L234 124H236ZM238 123H240V122H238ZM34 124H36V123H34ZM53 124H56V123H53ZM52 123H51V125H53ZM144 124V123H143ZM142 124V125H143ZM191 124V125H192ZM253 124H254V122H253ZM252 124V125H253ZM60 125V124H59ZM85 125H87V126H85ZM145 125V124H144ZM150 125V124H149ZM228 125V124H227ZM232 125V124H231ZM237 125V124H236ZM11 126V125H10ZM14 126H15V124H14ZM13 126V127H14ZM28 126V125H27ZM34 126V125H33ZM38 126V125H37ZM84 126V128H83V130H82V127ZM101 126L105 129V131L103 130V132L101 133L100 131H101ZM206 126V125H205ZM208 126V125H207ZM234 126V125H233ZM260 126V125H259ZM12 127V126H11ZM142 127H144V126H142ZM191 127V126H190ZM196 127H198V126H196ZM223 127H225V126H223ZM230 127V126H229ZM248 127V126H247ZM249 127H251V126H249ZM10 128V127H9ZM19 128V127H18ZM29 128V127H28ZM35 128V127H34ZM92 128L94 129L93 131H92ZM98 128L100 129L99 131H97V134H98V136H99V138L98 137H95L96 135H94L92 132H94V131H96V130H98ZM147 128V127H146ZM231 128V127H230ZM252 128V127H251ZM259 128V127H258ZM24 129V128H23ZM47 129H50L49 131L47 130ZM143 129V128H142ZM145 129V128H144ZM193 129H195L194 127H193ZM197 129V128H196ZM247 129V128H246ZM253 129H256V128H253ZM7 129H5V131H6ZM15 130V129H14ZM18 131L20 130H22V129H17ZM32 130V129H31ZM68 132H67V131ZM76 130H78V131H76ZM198 130V129H197ZM216 130V129H215ZM242 130H244V129H242ZM263 129H261V131H262ZM29 131V130H28ZM35 131V130H34ZM48 131V132H47ZM109 132L110 133V135H108V134H106V132ZM146 131H148V132H150L149 133V135H146V134H148V132L146 133ZM158 131V132H157ZM181 131H183V130H181ZM235 131V130H234ZM252 131V130H251ZM8 132V131H7ZM7 132H5V133H7ZM12 132V131H11ZM27 132V131H26ZM25 132V133H26ZM107 132V133H108ZM191 132V131H190ZM201 133H202V131H200ZM222 132V131H221ZM240 132V131H239ZM256 133H258V134H260L259 132H257V131H255ZM16 133V132H15ZM30 133V132H29ZM28 133V134H29ZM95 133V132H94ZM101 133V134H100ZM137 133H140L139 135H140V137H138L137 139H135V137H137L136 135H137ZM175 133H178V132H175ZM182 133V132H181ZM189 133V132H188ZM188 133H185V134H188ZM196 133H198V132H196ZM201 133H199L200 135H201ZM236 133V132H235ZM256 133H252V134H250V136H252L253 134L255 135ZM3 134V133H2ZM14 134V133H13ZM24 134V133H23ZM31 134V133H30ZM29 134V135H30ZM75 134H77V133H75ZM199 134H197V135H199ZM215 134V133H214ZM249 134V132L247 133V135ZM261 134H263V133H261ZM7 135V134H6ZM70 135V134H69ZM68 135V136H69ZM71 135H73V134H71ZM84 135H82L83 137H84ZM93 135H94V137H93ZM176 135V134H175ZM178 135V134H177ZM200 135L198 136L199 138H200ZM225 135V134H224ZM224 135H222V136H224ZM232 135H233V133H232ZM235 135V134H234ZM237 135H238V133H237ZM239 135H241V134H239ZM244 135V134H243ZM253 135V136H254ZM264 135V134H263ZM8 136V135H7ZM67 136V135H66ZM81 136V137H82ZM159 136V135H158ZM157 136V137H158ZM207 136V135H206ZM260 137H261V135H259ZM78 137V136H77ZM163 138L165 137V136H162ZM237 137V136H236ZM248 137V136H247ZM40 138H41V140H40ZM57 138V137H56ZM68 138V137H67ZM71 138V137H70ZM73 138H76V136L74 135L73 136ZM203 138V137H202ZM210 138V137H209ZM216 138V137H215ZM242 138V137H241ZM240 138V139H241ZM246 138V137H245ZM263 138V137H262ZM2 139V138H1ZM65 139H66V137H65ZM103 139V140H102ZM111 139H113V138H111ZM114 139V140H115ZM168 139V138H167ZM183 139V138H182ZM189 139V138H188ZM222 139V138H221ZM247 139H251V137L250 138H247ZM254 139V138H253ZM3 140V139H2ZM14 140V139H13ZM54 140H55V137H54ZM53 139H52V141L55 143V141H54ZM59 140H62V139H59ZM59 140H57L58 142H61V144H63L62 143V141H59ZM64 140V139H63ZM68 139H66L65 140V142L67 141ZM72 141H73V139H71ZM75 140V139H74ZM93 140H94V144H92V142H93ZM133 140H135V142H137V144L136 145H132V142L134 143V141ZM159 140H160V138H159ZM257 140H259L260 141V139H257ZM1 141V140H0ZM48 141V140H47ZM69 141H70V139H69ZM110 141V142H109ZM164 141V140H163ZM239 141V140H238ZM242 141V140H241ZM253 141V140H252ZM252 141H250V143L252 142ZM115 142V143H116ZM122 142H124V141H122ZM157 142V141H156ZM209 142V141H208ZM254 143L255 142H257V141H253ZM252 142V143H253ZM19 143V142H18ZM22 143V142H21ZM67 143V142H66ZM118 143H120V142H118ZM125 143V142H124ZM129 143H127V144H129ZM153 143V142H152ZM161 143V142H160ZM181 143H182V141L179 143L180 145H181ZM187 143V142H186ZM189 143V142H188ZM199 143V142H198ZM205 143V142H204ZM221 143H222V141H221ZM224 143V142H223ZM247 143V145H248V143H249V141H247L246 142ZM252 143H251V145H252ZM263 143V142H262ZM46 144V143H45ZM50 144V143H49ZM57 144V143H56ZM55 144V145H56ZM65 144V143H64ZM69 144H73L72 142H70ZM113 144V146H115L114 145V142L112 143ZM142 144V145H141ZM161 144H163V143H161ZM178 144V143H177ZM200 144V143H199ZM212 144V143H211ZM236 144V143H235ZM238 145H239V143H237ZM51 145V144H50ZM120 145V144H119ZM151 145V144H150ZM157 145H159V147H160V144H157ZM171 145V144H170ZM216 145H218V144H216ZM221 145H223V144H221ZM243 145V144H242ZM246 145V146H247ZM251 145H249V146H251ZM256 145V144H255ZM13 146V147H12ZM64 146V145H63ZM62 146V147H63ZM68 146V145H67ZM66 146V147H67ZM128 146V145H127ZM133 146V147H132ZM163 146H165L164 144L161 146V148L163 147ZM200 146V145H199ZM209 146H210V143H209ZM249 146H247V147H249ZM263 146V145H262ZM83 147V148H84ZM116 147V146H115ZM141 147V148H140ZM176 147V146H175ZM181 147H183V146H181ZM215 147V146H214ZM223 147H225L224 145L221 147V149H219V150H222L223 149ZM60 148V147H59ZM65 148V147H64ZM100 147H98V149H99ZM116 148H118V146L116 147ZM116 148H114V150L116 149ZM130 148V149H131ZM155 148H156V145H155ZM165 148V147H164ZM169 148L170 147H168V150H169ZM194 148V147H193ZM199 148V147H198ZM231 148V147H230ZM243 148V147H242ZM257 148H260V147H257ZM60 149H62V148H60ZM101 149V150H102ZM110 149V148H109ZM122 149V148H121ZM121 149H118L119 151H121ZM126 149V148H125ZM129 149V148H128ZM127 149V150H128ZM200 149H202V147L201 148H199L198 150H200ZM205 149H206V146H205ZM212 149V148H211ZM262 149V148H261ZM27 150V149H26ZM47 150H45V152L47 151ZM92 150V149H91ZM94 150H93V153H94ZM117 150V151H118ZM123 151H124V149H122ZM134 150V151H133ZM148 150H150V149H148ZM164 150H166L167 151V149H164ZM196 150V149H195ZM207 150V149H206ZM3 151V150H2ZM28 151H30V150H28ZM102 151H104V150H102ZM116 151V150H115ZM116 151V152H117ZM122 151V152H123ZM155 151H157V150H155ZM214 151V150H213ZM224 151V150H223ZM223 151H221V152H223ZM239 151V150H238ZM44 152V153H45ZM112 152V151H111ZM116 152H114V153H116ZM125 152V151H124ZM129 152V151H128ZM164 152V151H163ZM163 152L161 153V151H160V153L161 154H163ZM202 152V151H201ZM209 152V154L211 153L210 151H205L204 153H208ZM228 152V151H227ZM246 152V151H245ZM248 152V151H247ZM261 152V151H260ZM15 153H16V155H15ZM31 153V152H30ZM54 153H55V151H54ZM65 153V152H64ZM63 152H62V154H64ZM74 153V152H73ZM88 153H89V151H88ZM92 152H90V154H93ZM107 153H109V152H107ZM113 153V152H112ZM121 153V152H120ZM146 153V152H145ZM153 153H155V152H153ZM168 153V152H167ZM192 153H194V152H192ZM200 153V152H199ZM249 153H251V152H249ZM256 153V152H255ZM89 154V155H90ZM100 154V155H99ZM119 154V153H118ZM155 154H157V153H155ZM191 154V153H190ZM202 154V153H201ZM207 155V156H203L204 158L202 159V162H203V165L205 164V163H207V162H212L213 160H215V162L213 163V164H215V166H213L212 165V163L209 165V167H208V170L210 171V169H214V170H220V172H224L225 173V171L226 170H231V174H232V176L235 174L234 173V168L235 167H237L238 165H239V161L238 162H236V163H232L233 162V158L232 159H221L220 157H218V158H213L212 157V159H211V156L210 155ZM240 154V153H239ZM264 154V153H263ZM84 155H86V154H84ZM94 155V154H93ZM93 155H91V156H93ZM115 155V154H114ZM164 155V154H163ZM162 155V157H164ZM181 155V154H180ZM204 155V154H203ZM243 155V154H242ZM26 156V155H25ZM24 156V157H25ZM54 156H55V154H54ZM54 156H52L51 155V157H53L54 158ZM57 156V155H56ZM60 156V155H59ZM63 156V155H62ZM87 156H88V154H87ZM95 156L96 157H94V158H97V157H99V156H101V152H97L96 154H95ZM113 156V155H112ZM120 156V155H119ZM118 156V157H119ZM155 156V155H154ZM158 156H160L159 154H157V157ZM185 156H189V155H185ZM198 157L197 155H195V154H191L189 157H191V158H193V157ZM220 156V155H219ZM244 156H245V154H244ZM250 156H252V155H250ZM28 157V156H27ZM44 158H46V157H48L49 158V160H51L50 159V157L49 156H46V155H44L43 156ZM107 157H108V155H106V156H104L103 158H101V157H99V158H101V159H98L97 161H102V162H100V163H103L104 162V160L105 159H107ZM110 157V156H109ZM109 157H108V159H109ZM149 157V156H148ZM161 157V156H160ZM178 157H181V156H178ZM216 157V156H215ZM237 157V156H236ZM3 158V157H2ZM7 158V159H8ZM31 158V157H30ZM57 158H58V156H57ZM56 158V159H57ZM85 158H88V157H86L85 156ZM111 158V157H110ZM113 158H115V157H113ZM112 158V159H113ZM117 158V157H116ZM115 158V160H117ZM121 158V157H120ZM167 158H169V156L167 155ZM184 158H186V157H184ZM207 158H208V161H207ZM230 158V157H229ZM0 159H1V155H0ZM47 159V158H46ZM45 159V160H46ZM65 159V160H64ZM89 159H91V158H88V160ZM122 159V158H121ZM123 159H125V158H123ZM154 160H155V158H153ZM160 159H162V158H160ZM190 159V158H189ZM22 160V159H21ZM45 160H42L43 162H46ZM80 159H77V161H79ZM82 160H84V159H82ZM92 160V159H91ZM115 160H112V162L111 163H109V165H105L104 166V168L105 169H108L109 167H111L112 169H114V170H117L118 169V171H119V168L121 169V171H123L124 170V168H123V166L121 167V165H123V164H121V163H119V164H116V161ZM126 160V161H127ZM146 160V159H145ZM172 160V159H171ZM177 160V159H176ZM176 160H174V161H176ZM212 160V161H211ZM10 161V160H9ZM59 161V160H58ZM61 161V160H60ZM59 161V162H60ZM92 161H94L95 162V160H92ZM106 161V160H105ZM109 162H110V160H108ZM119 161H120V159H119ZM182 161V160H181ZM200 161V160H199ZM259 161V160H258ZM263 161V160H262ZM0 162H2V161H0ZM51 162H52V160H51ZM57 162V161H56ZM79 162H81V161H79ZM120 162H122V161H120ZM138 162V161H137ZM156 162V161H155ZM159 162H161V160L159 161ZM170 162V161H169ZM177 162H179V161H177ZM189 162V161H188ZM241 162V161H240ZM78 163V162H77ZM84 163V161H82V164ZM89 164H91L90 162H88ZM107 163V162H106ZM105 163V164H106ZM127 163V165H128V161L126 162ZM132 163V162H131ZM130 163V164H131ZM4 164V163H3ZM10 164V163H9ZM19 164H21V163H19ZM24 164V163H23ZM75 164V165H74ZM79 164V163H78ZM93 164V163H92ZM95 164V163H94ZM130 164H129V166H130ZM135 165L137 164V163H134ZM181 164H184L183 162H181ZM254 164H255V162H254ZM257 164V163H256ZM5 165V164H4ZM4 165H2V166H4ZM45 165H47V164H45ZM50 165V163L48 164V166ZM53 165H55V164H53ZM84 166H85V164H83ZM176 165H177V163H176ZM185 165V164H184ZM184 165H182V166H184ZM244 165V164H243ZM6 166V165H5ZM12 166V165H11ZM17 166V165H16ZM64 166H62V167H64ZM76 166H78V165H76ZM93 166V165H92ZM154 166V167H153ZM169 166H171V165H169ZM174 165H172V167H173ZM194 166V165H193ZM202 166V165H201ZM253 166V165H252ZM50 167V166H49ZM56 167H59V165L58 166H56ZM80 167V166H79ZM118 167V168H117ZM125 167H127V166H125ZM181 167V166H180ZM191 167V166H190ZM189 167V168H190ZM197 167V166H196ZM244 167V166H243ZM248 167V166H247ZM7 168V167H6ZM6 168L4 167V170L2 171H0V173L2 172V174H4V175H6L7 173H8V168H7V170H6ZM11 168V167H10ZM16 168V167H15ZM69 168V167H68ZM73 168V167H72ZM90 168H91V166H90ZM88 166H86L85 168L83 167V169H80L81 171V173L80 174H83V175H85L82 171H86L88 174H87V176L85 177V179L83 180V181H80V182H77L76 184H81L82 183V185H86L85 183H83V182H85V181H87V180H89V184L87 185V186H89L90 185V187L92 186V185H97L98 184V181L99 180H97V182H96V180H95V178H96V176L98 177L100 174L99 173H101V172H103V171H101V172H99L97 169H90ZM98 168V167H97ZM100 168H102V170H103V167H101L100 166ZM171 168V167H170ZM195 168V167H194ZM200 168H202V167H200ZM240 168V167H239ZM242 168V167H241ZM260 168V167H259ZM88 169V170H87ZM19 170H21V168H19ZM57 170H58V168H57ZM57 170H53L52 171V173L53 172H55V171H57ZM60 170H62V168H60ZM109 170H110V168H109ZM173 170H174V168H173ZM175 170H176V168H175ZM207 170V169H206ZM246 170H247V168H246ZM252 170V172H253V168H249V171H251ZM73 171V170H72ZM71 171V172H72ZM105 171V170H104ZM125 171H127L128 172V168H126V170ZM124 171V172H125ZM185 171H188V169L187 170H185ZM184 171V172H185ZM195 171V170H194ZM236 171H237V168H236ZM243 171V170H242ZM260 171V170H259ZM115 172H117V171H115ZM211 172V171H210ZM212 172H214V171H212ZM227 172V171H226ZM246 173L248 172V171H245ZM255 172V171H254ZM13 173H15V172H13ZM12 172L10 173L9 172V176H11V177H9L10 179H5V180H7V183H6V187H8V186H11L13 183H12V180H13V178L16 176V175H19V174H13ZM58 173H59V171H58ZM60 173H62L61 171H60ZM113 173V172H112ZM111 173V174H112ZM123 173V172H122ZM129 173V172H128ZM157 173V174H158ZM203 173V172H202ZM234 173V174H233ZM66 174V173H65ZM99 174V175H98ZM115 174V173H114ZM118 174H121V173H118ZM155 174V175H154ZM185 174V173H184ZM188 174V173H187ZM196 174H199V175H201V173L199 172V173H196ZM195 174V175H196ZM206 174H209V172L207 173L206 172ZM211 174V173H210ZM15 175V176H14ZM127 175V174H126ZM130 175V174H129ZM135 175V174H134ZM165 175V176H164ZM259 174H254V173H252V174H249V176H248V178H246L245 177V174L244 175H242V176H244L243 177V179L241 180V181H239V180H236V178L235 179H233V180H231V179H229L231 182H228V180H226L227 181V184H228V186H229V188L233 191V192H237L239 189H244V186L247 188V185H251V184H253L252 183V180H254V184L253 185H251L250 187H252L251 188V191H252V193L254 192L255 193V191H257V193H258V188L261 186V188H264V179H262V177H260V178H257V176H258ZM22 175H20V177H21ZM55 176H57V175H55ZM108 176H110V175H108ZM186 176V175H185ZM184 176V177H185ZM198 176V175H197ZM202 176V175H201ZM222 176V175H221ZM241 176V177H242ZM261 176V175H260ZM263 176V175H262ZM17 177V176H16ZM19 177V176H18ZM83 177L84 176H82V177H80V176H78L77 178H76V180L75 181H78V180H80V179H83ZM113 177V176H112ZM127 177V176H126ZM125 177V178H126ZM129 177V176H128ZM131 177V176H130ZM129 177V178H130ZM148 177V176H147ZM150 177V176H149ZM158 177V176H157ZM194 175H190V176H187V177H185V180L187 181V180H191V181H193L192 179H190V178H193L194 179ZM198 177H200V176H198ZM197 177V178H198ZM208 176H206V178H207ZM223 177V176H222ZM221 177V178H222ZM238 177V176H237ZM259 177V176H258ZM11 178H12V180H11ZM23 178V177H22ZM32 178H34V177H32ZM71 178V177H70ZM103 178H104V176H103ZM116 178V177H115ZM132 178H134L135 179V177L133 176ZM160 178H161V176H160ZM201 178H204L203 176L201 177ZM240 178V177H239ZM2 179V178H1ZM15 179H17V178H15ZM15 179H14V181H15ZM138 179V178H137ZM154 179H155V177H154ZM208 179V178H207ZM227 179H228V177H227ZM23 180H25V179H23ZM30 180V179H29ZM37 180V179H36ZM111 180H113L114 182V184H115V186H116V183L115 182H118L116 179H111ZM116 180V181H115ZM129 180V179H128ZM127 180V181H128ZM151 180H153V179H151ZM183 180H184V178H183ZM202 180V179H201ZM216 180V179H215ZM13 181V182H14ZM19 181V180H18ZM20 181H22V179L20 178ZM56 181V180H55ZM104 180H102V182H103ZM123 181V180H122ZM130 181V180H129ZM133 181V180H132ZM135 181H136V179H135ZM145 181V180H144ZM149 181V180H148ZM148 181H146V182H148ZM167 181V180H166ZM169 181V180H168ZM218 181H219V179H218ZM225 181V182H226ZM0 182H2V181H0ZM41 182V181H40ZM94 182H96L97 184H93ZM104 182H107V181H104ZM134 182V181H133ZM151 182V181H150ZM153 182V181H152ZM169 182V183H170ZM180 182H183V181H180ZM23 183V182H22ZM74 183V182H73ZM112 183V184H113ZM137 183V185H138V183H142V182H136ZM219 183H221V182H219ZM41 184H42V182H41ZM57 185V186H55V185ZM75 184V183H74ZM73 184V185H74ZM75 184V185H76ZM92 184V185H91ZM103 184H107V183H103ZM113 184V185H114ZM126 184H127V182H126ZM147 184V183H146ZM182 184V183H181ZM198 184L199 183H194L192 186H190L191 188H189V190L188 191H190V192H184L183 194H182V197H185L186 198V201L188 200L189 201V204H191V201L193 202V204L195 203V206H196V208H199L198 210L200 211H205L207 208H209V206H211V205H213L212 203H211V205H208V206H206L205 204H204V197H203V195H202V193L201 194H199V195H193V189L195 190V188L197 187V188H199V186H198ZM216 184H218V183H216ZM23 185V184H22ZM38 185L39 184H37V188L39 189L40 187H38ZM43 185V184H42ZM74 185V186H75ZM109 185H111V184H109ZM133 184H129V186H131L132 188H133V186H132ZM153 185V184H152ZM158 185V184H157ZM166 185H168V184H166ZM205 185V184H204ZM219 185V184H218ZM33 186V185H32ZM34 186H36V185H34ZM74 186H71L72 188V190H73V187ZM128 186V187H129ZM139 186H142V184L141 185H139ZM139 186H138V188H139ZM155 186V185H154ZM170 186V185H169ZM168 186V187H169ZM180 186V185H179ZM216 186V185H215ZM67 187V186H66ZM105 187V186H104ZM127 187V188H128ZM136 186H134V188H135ZM187 187V186H186ZM249 187V186H248ZM53 188H52V190H53ZM59 188H61V187H59ZM67 188H69V187H67ZM76 188V187H75ZM82 188V187H81ZM105 188H107V186L105 187ZM113 188H115V187H113ZM120 188V187H119ZM133 188V189H134ZM145 188V187H144ZM212 188V190H210L211 192H209V193H212V191L214 192V193H212V195H213V197L212 198H214L215 200H213V199H211L212 201H217V200H221V201H219L220 203H221V205H222V203L224 202V203H229V201L231 200V201H233L232 199H233V197H234V195H233V197L232 196H228V195H226V194H224V192L223 193H221V191H220V193H216V191H215V188H213V187H210V189ZM6 189V188H5ZM13 189V188H12ZM15 189V188H14ZM21 189V188H20ZM38 189H36V190H38ZM66 189V188H65ZM70 189V188H69ZM111 189V188H110ZM116 189V188H115ZM140 189H142V187H140ZM156 189V188H155ZM173 189V188H172ZM36 190H34V191H36ZM40 190V189H39ZM49 190H51V189H49ZM81 190V189H80ZM79 190V191H80ZM122 191H123V189H121ZM132 190V189H131ZM135 190V189H134ZM136 190H138V189H136ZM164 190V189H163ZM182 190V189H181ZM200 190V189H199ZM198 190V191H199ZM204 190V189H203ZM222 190V189H221ZM247 190H248V188H247ZM260 190V189H259ZM264 190V189H263ZM54 191V192H55ZM71 191V190H70ZM74 192H75V190H73ZM72 191V192H73ZM111 191V190H110ZM112 191H116V190H114V189H112ZM121 191V192H122ZM126 192L128 191V190H125ZM124 191V192H125ZM143 191V190H142ZM168 191H169V189H168ZM185 191V190H184ZM186 191H187V189H186ZM241 191V190H240ZM244 191V190H243ZM248 191H250V190H248ZM250 191V192H251ZM261 191V190H260ZM2 192V191H1ZM48 192V191H47ZM50 192H52V195H49V196H47L48 198H50V197H52V198H60V196H56V195H60L59 193H60V191H59V193H54L53 191H50ZM61 192L63 193V191H62V189H61ZM65 192V191H64ZM68 192H69V190H68ZM99 192H101V191H99ZM106 192H107V190H106ZM123 192V193H124ZM125 192V193H126ZM134 192V191H133ZM132 192V193H133ZM138 192H141V191H138ZM171 192V191H170ZM200 192V191H199ZM242 192V191H241ZM261 192H263V191H261ZM21 193H23V192H21ZM35 193V192H34ZM40 193H41V191H40ZM71 193V192H70ZM75 193H78V192H75ZM89 193L91 194L90 195V197L94 194V193H97V192H94V191H91V189H89V190H83L82 191V194H84L83 196H80L78 199H82V198H84L85 196H87V195H89ZM108 193H109V191H108ZM112 193V192H111ZM110 193V194H111ZM118 194H119V192H117ZM116 193V194H117ZM125 193H124V196H125ZM131 193V194H132ZM147 193H148V191H147ZM164 193H166V192H164ZM176 192H174V194H175ZM205 193H207V192H205ZM229 193V192H228ZM251 193V194H252ZM256 193V194H257ZM264 193V192H263ZM49 194V193H48ZM51 194V193H50ZM105 194V193H104ZM113 194V193H112ZM115 194V193H114ZM115 194V195H116ZM122 194V193H121ZM129 194V193H128ZM130 194V195H131ZM146 194V193H145ZM181 194V193H180ZM248 194H249V192H248ZM261 194V193H260ZM23 195V194H22ZM31 195H34V197H35V200H33L32 201V203L34 202V203H37V204H39L37 201L39 200V197H40V195L38 196L37 195V193H35V194H33V192H32V194H30L29 195V197L31 198ZM62 195V194H61ZM66 195H68L67 194V192H66ZM66 195H65V197L63 198V199H65L66 198ZM123 195V194H122ZM137 196H139L140 194H136ZM143 195V194H142ZM168 195V194H167ZM169 195H171V194H169ZM232 195V194H231ZM238 195V194H237ZM246 195V194H245ZM250 195V194H249ZM248 195V196H249ZM258 195V194H257ZM96 196V195H95ZM95 196L93 197L94 199H96L95 198ZM98 196V195H97ZM104 196V195H103ZM108 196V195H107ZM123 196V198H126V197H128V196H126V197H124ZM148 196V195H147ZM172 196H174V195H172ZM176 196V195H175ZM240 196V195H239ZM255 196V195H254ZM44 197V196H43ZM70 197V196H69ZM98 197H100V196H98ZM97 197V198H98ZM112 197V196H111ZM116 197H118L117 195H116ZM133 197H134V195H133ZM133 197H131V198H133ZM141 197V196H140ZM149 197H151V196H149ZM182 197H180V198H182ZM235 197H236V195H235ZM246 197V196H245ZM241 198V199H239L238 200V198H240V197H237V200L239 201V203L238 202H236V203H238V204H240V205H242L241 203H245L247 200H250V198ZM253 197V196H252ZM261 197V196H260ZM57 198H56V200H57ZM71 198V197H70ZM76 198V197H75ZM88 198V197H87ZM101 198H103V197H101ZM113 198H114V196H113ZM135 198H137L136 196H135ZM144 198V197H143ZM142 198V199H143ZM169 198V197H168ZM176 198V197H175ZM61 199V198H60ZM105 199V198H104ZM107 199V198H106ZM109 199H111L110 197H109ZM119 199V198H118ZM127 199V198H126ZM162 199H164V198H162ZM171 199H173V198H171ZM257 199V198H256ZM15 200V199H14ZM40 200H42V199H40ZM39 200V202H41ZM43 200H45L44 198H43ZM71 200V199H70ZM127 200H130V199H127ZM133 200H136V199H133ZM139 200H141L140 198H139ZM157 200V199H156ZM251 200H255V197L254 198H252ZM45 201H47V199L45 200ZM53 201H55V200H53ZM69 201V200H68ZM68 201H66V202H64V203H67ZM93 201H95V200H93ZM122 201H125V199L124 200H122ZM122 201H121V203H122ZM131 202H132V200H130ZM130 201H126V202H129V203H131ZM137 201V200H136ZM135 201V207H137V208H139V203L138 202H136ZM143 201V200H142ZM157 201H159V200H157ZM160 201H162V200H160ZM170 201V200H169ZM256 201V200H255ZM259 201V200H258ZM17 202V201H16ZM29 202H30V200H29ZM61 202V201H60ZM63 202V201H62ZM61 202V203H62ZM79 202V201H78ZM83 202V201H82ZM111 202H113V201H111ZM147 202V201H146ZM168 202V201H167ZM171 202V201H170ZM173 202V201H172ZM181 202V201H180ZM234 202V201H233ZM229 203L223 210H222V212H221V214H219L218 216H217V219H215V221L217 220V222H219V220H220V223H223V221L225 220H222V218H223V216H228V217H225L226 218V221L227 222H225V224L224 225H228L227 227H229L230 226V223L229 224H227L228 222H230V221H232V219H235L234 218V214L235 215H238L237 213L239 212L238 211V209L237 208H235V207H237V206H235V204L234 203ZM251 202V201H250ZM257 202V201H256ZM260 202L264 205V199L261 197L260 198ZM31 203V204H32ZM33 203V204H34ZM47 203H48V201H47ZM54 203H56V202H54ZM60 203V204H61ZM74 203V202H73ZM80 203V202H79ZM86 203V202H85ZM109 203V202H108ZM116 203H118V201L116 202ZM120 203V204H121ZM133 203V202H132ZM182 203V202H181ZM188 203V202H187ZM216 203V202H215ZM223 203V204H224ZM255 203V202H254ZM258 203V205H259V202H257ZM256 203V204H257ZM260 203V204H261ZM7 204V203H6ZM30 204V203H29ZM31 204L29 205V206H31ZM84 204V203H83ZM99 204H102L103 205V203L101 202V203H99ZM106 204V203H105ZM112 204V203H111ZM111 204H109V206L111 205ZM115 204V203H114ZM142 204V203H141ZM140 204V205H141ZM157 204V203H156ZM160 204V203H159ZM217 204V203H216ZM225 204V205H226ZM234 204V205H233ZM238 204H236V205H238ZM12 205H13V203H12ZM51 205V204H50ZM59 205V204H58ZM63 205V204H62ZM65 205V204H64ZM116 206H118L117 204H115ZM123 205H124V203H123ZM123 205H122V207H123ZM137 205V206H136ZM143 205V204H142ZM172 205H174V204H172ZM186 205H188V204H186ZM186 205H184V206H186ZM248 205V203H245L244 204V206H243V208H244V210H245V206H247ZM253 204H251L250 206H252ZM28 206V205H27ZM37 206V205H36ZM47 206H49V204H47ZM46 206V207H47ZM54 206V205H53ZM52 206V207H53ZM77 206V205H76ZM80 206V205H79ZM82 206H84V205H82ZM82 206H80L81 208H82ZM104 206V205H103ZM106 206H108V204L106 205ZM115 206V207H116ZM121 206V205H120ZM120 206H118L119 208H120ZM126 206H128V205H126ZM126 206L124 207V208H126ZM131 206V205H130ZM155 206V205H154ZM168 206V205H167ZM180 206H181V204H180ZM180 206L178 207V208H180ZM235 206V207H234ZM239 206V205H238ZM7 207V206H6ZM33 207V206H32ZM41 207V206H40ZM70 207V206H69ZM98 207V206H97ZM102 207V206H101ZM111 207H114V205L113 206H111ZM133 207V206H132ZM134 207V208H135ZM146 207V206H145ZM240 208H242L241 206H239ZM5 208V207H4ZM27 208V207H26ZM38 208V207H37ZM84 208V207H83ZM96 208V207H95ZM99 208V207H98ZM102 208H104V207H102ZM101 208V209H102ZM131 208V207H130ZM141 208V207H140ZM139 208V209H140ZM154 208V207H153ZM157 208V207H156ZM167 208H169V207H167ZM186 208V207H185ZM189 208H191V205H190V207ZM242 208V209H243ZM253 208V207H252ZM47 209H48V207H47ZM67 209V208H66ZM80 209V208H79ZM85 209V208H84ZM105 210L107 209V208H104ZM112 208H110V210H111ZM120 209H122V208H120ZM141 209H143V208H141ZM163 209V208H162ZM172 209V208H171ZM188 209V208H187ZM30 210H32V211H30ZM29 211L28 210H26L25 212L26 213H22L21 215H16V216H20L21 218L19 219V220H24V219H26V218H33V221L34 220H36V218L37 217H40L41 215L43 216L44 214H43V211L41 212V211H37L38 209H36V208H32V209H30ZM43 210H45V209H43ZM50 210V209H49ZM61 210V209H60ZM64 210V209H63ZM116 210V209H115ZM118 210V209H117ZM116 210V211H117ZM131 210V209H130ZM154 210V209H153ZM166 210L167 209H165L163 212L162 211H160V213H162V215H159V219H160V221H159V223L161 224L162 223V219H163V222H164V220L167 222V220L170 218L169 216L170 215H168L167 214V212H166ZM170 210V209H169ZM173 210V209H172ZM178 210V209H177ZM177 210H176V208H175V210L174 211H176L177 212ZM214 210V209H213ZM221 210V209H220ZM254 210V209H253ZM1 211V210H0ZM47 211V210H46ZM87 211V210H86ZM108 211V210H107ZM116 211H115V213H116ZM124 211V210H123ZM127 211H129L128 209H127ZM137 211V210H136ZM141 211H143V210H141ZM145 211V210H144ZM149 211V215H151V213H150V209L148 210ZM183 214L182 215H180V216H182L183 218H184V220H185V215H187L188 213H187V211H189V210H187L186 211V209H183ZM190 211H191V209H190ZM193 211H194V208H193ZM218 211V210H217ZM48 212V211H47ZM75 212V211H74ZM121 212V211H120ZM152 213H155L154 211H151ZM157 212V211H156ZM182 212V211H181ZM245 212V211H244ZM250 212V211H249ZM255 212H256V210H255ZM51 213V212H50ZM79 213H80V211H79ZM84 213V212H83ZM103 212H101V214H102ZM105 213V212H104ZM132 213H133V211H132ZM138 213H141V212H138ZM241 213H243L242 211H241ZM252 213V212H251ZM4 214V213H3ZM8 214V213H7ZM46 214V213H45ZM86 214V213H85ZM121 214V213H120ZM136 215H137V213H135ZM135 214H133V215H135ZM173 214V213H172ZM240 214V213H239ZM246 214V213H245ZM260 214V213H259ZM0 215H1V213H0ZM73 215V217H74V213L72 214ZM77 215V214H76ZM89 215L90 216H92L91 215V213H89ZM94 215V214H93ZM106 215H107V213H106ZM105 214L103 215V216H106ZM109 215V214H108ZM140 215V214H139ZM174 215V214H173ZM207 215H208V212H207ZM215 215H217V214H215ZM256 215V214H255ZM258 215V214H257ZM7 216V215H6ZM15 216V217H16ZM35 216V217H34ZM41 216V217H42ZM46 217H42V218H44V221H46L47 220V218H49L50 216H48V214L47 215H45ZM61 216H63V215H61ZM100 216V215H99ZM110 216V215H109ZM116 216V215H115ZM123 216V215H122ZM121 216V217H122ZM132 216V215H131ZM143 216V217H142ZM141 217H142V219H139L140 220V222H141V220H144L143 218H144V214L142 215ZM146 217H147V215H145ZM166 216L168 217V219H165L166 218ZM179 216V217H180ZM189 216V215H188ZM187 216V217H188ZM191 216V215H190ZM203 216V215H202ZM209 216V215H208ZM262 216H263V214H262ZM3 217V216H2ZM9 217H11L10 215H9ZM40 217V218H41ZM52 217V216H51ZM72 217V216H71ZM94 217V216H93ZM97 217H98V215H97ZM96 217V218H97ZM108 217V216H107ZM137 217V216H136ZM154 217H156L157 218V216L155 215ZM243 217H244V215H243ZM261 217V216H260ZM54 218V220H55V218L56 217H53ZM52 218V219H53ZM82 219H83V217H81ZM92 218V217H91ZM113 218V217H112ZM129 218V217H128ZM127 218V219H128ZM153 219V217H152V215H151V217H149V219ZM156 218H154V220L156 221ZM172 218V217H171ZM170 218V219H171ZM174 218V217H173ZM176 218H178V217H176ZM182 218V219H183ZM211 218V217H210ZM242 218V217H241ZM17 219V220H18ZM38 219V218H37ZM100 219V218H99ZM116 219V218H115ZM150 219V220H151ZM169 219V220H170ZM191 219H193V217L191 218ZM262 219V218H261ZM11 220V222H12V218L10 219ZM9 220V221H10ZM15 220V219H14ZM18 220V222H20ZM51 220V219H50ZM53 220V221H54ZM61 220H62V218H61ZM74 220V219H73ZM81 220V219H80ZM102 220V219H101ZM107 219L106 218H104V221H106ZM118 221H119V219H117ZM135 220V219H134ZM138 220V219H137ZM138 220V221H139ZM153 220V221H154ZM183 220V221H184ZM6 221H8L7 219H6ZM32 221V222H33ZM60 221V220H59ZM65 221V220H64ZM82 221H84V219L82 220ZM89 221V220H88ZM94 221V220H93ZM97 221V220H96ZM130 221H131V219H130ZM190 221V220H189ZM192 221V220H191ZM193 221H194V219H193ZM192 221V222H193ZM197 221V220H196ZM222 221V222H221ZM257 221V220H256ZM262 221H263V219H262ZM4 222V221H3ZM11 222H8V223H11ZM15 222H17V221H15ZM15 222L14 223H11L10 225H12V224H15ZM32 222H30V223H28V224H31ZM34 222H36V221H34ZM49 222H51V223H49ZM48 223L51 225L52 224V227H53V223L54 222H52V220L51 221H49ZM58 222V221H57ZM107 222H108V220H107ZM143 222V221H142ZM146 223H147V221H145ZM180 222V221H179ZM205 222V221H204ZM203 222V223H204ZM255 222V221H254ZM259 222V221H258ZM22 223V222H21ZM44 223V222H43ZM56 223V222H55ZM60 223V222H59ZM72 223H74V222H72ZM84 223H86V222H84ZM93 224H95L96 222H92ZM110 223H112V222H110ZM152 223H154V224H156L155 222H152ZM172 223V221L170 222V224ZM177 223V222H176ZM175 223V224H176ZM186 223V222H185ZM188 223V222H187ZM190 223V222H189ZM188 223V224H189ZM216 223V222H215ZM214 223V224H215ZM233 223V222H232ZM240 223H243V222H240ZM253 223V222H252ZM18 224V223H17ZM35 224H37V223H35ZM45 224H47V223H45ZM61 224V223H60ZM59 224V225H60ZM64 224H65V222H64ZM64 224H63V226H64ZM74 224H76V223H74ZM79 224V223H78ZM82 225H83V223H81ZM97 224H99L98 222H97ZM103 224V223H102ZM119 225H120V223H118ZM123 224V223H122ZM121 224V225H122ZM140 225H141V223H139ZM151 224V223H150ZM163 224V223H162ZM166 224H168V222L166 223ZM212 224V223H211ZM222 224V225H223ZM236 224H238V223H236ZM263 224V223H262ZM19 226L17 227V231H21V229L22 228H24L22 225L20 226V224H18ZM34 225V224H33ZM56 225V224H55ZM70 225V224H69ZM101 225V224H100ZM100 225H99V227H100ZM114 225V224H113ZM118 225V226H119ZM132 225H133V223H132ZM151 225H153V224H151ZM182 225L184 226V224H183V222H182ZM191 225V230H188L186 233H184L183 232V234H190V232L192 231V232H194L193 230H194V228L195 227H197V226H199L200 225V223H199V221H197V223L196 224H193V223H191L190 224ZM221 225V226H222ZM223 225V226H224ZM242 225V224H241ZM260 225V224H259ZM2 226V225H1ZM4 226V225H3ZM8 226V225H7ZM16 226V225H15ZM57 226H58V224H57ZM65 226H66V224H65ZM72 226V225H71ZM78 226V225H77ZM95 226H98V225H95ZM94 226V227H95ZM103 227H104V225H102ZM108 226H109V223H108ZM111 226H112V224H111ZM136 226V225H135ZM143 226H144V223H143ZM147 226V225H146ZM154 226V225H153ZM162 226V225H161ZM165 226V225H164ZM169 226V224L167 225V227ZM220 226V227H221ZM223 226H222V228H223ZM234 226V225H233ZM239 226V225H238ZM238 226H234L236 229H239L238 228ZM253 226V225H252ZM263 226V225H262ZM6 227V226H5ZM46 227V226H45ZM67 227H70V226H67ZM82 227V226H81ZM86 228H87V226H85ZM84 227V228H85ZM90 227V226H89ZM92 227V226H91ZM94 227H92V228H94ZM110 227V226H109ZM133 227V226H132ZM142 227V226H141ZM150 227V226H149ZM149 227H144V229H146V228H149ZM166 227V228H167ZM186 227V226H185ZM185 227H183V228H185ZM188 227V228H189ZM192 227H193V229H192ZM212 227H214V226H212ZM242 227V226H241ZM1 228H3V227H1ZM12 228V227H11ZM66 228V227H65ZM83 228V229H84ZM102 228V227H101ZM105 228H108L107 226L105 227ZM117 228V226L115 227V226H113L112 227V229L113 230H115ZM121 228V227H120ZM154 228V227H153ZM159 228V227H158ZM163 228H165V227H163ZM162 228V230H164ZM182 228V229H183ZM200 228V227H199ZM215 228V227H214ZM226 228V227H225ZM224 228V229H225ZM248 228V227H247ZM5 229V228H4ZM36 229V228H35ZM41 229V228H40ZM62 229V228H61ZM98 229H100V228H98ZM98 229L96 228V229H93V230H97L98 231ZM140 229V228H139ZM150 229V228H149ZM156 229H157V226H156ZM168 229H169V227H168ZM178 229V228H177ZM186 229V228H185ZM224 229H222V230H224ZM228 229V228H227ZM235 229V230H236ZM36 230H38V229H36ZM80 230V229H79ZM92 230V229H91ZM92 230V231H93ZM101 230H103V228L101 229ZM109 230V229H108ZM107 229H106V231H108ZM113 230H111V231H113ZM118 230V228L115 230L116 232H118L117 231ZM136 230V229H135ZM141 230V229H140ZM152 230V229H151ZM153 230H155V229H153ZM187 230V229H186ZM202 230H203V228H202ZM209 230V229H208ZM214 230V229H213ZM213 230H211V232L213 231ZM248 230V229H247ZM252 230V229H251ZM7 231V230H6ZM31 231V230H30ZM115 231H113V232H115ZM121 230L119 229V232H120ZM146 231H148V230H146ZM150 231V230H149ZM157 231L159 232V230L157 229ZM156 231V232H157ZM165 231V230H164ZM163 231V232H164ZM166 231H167V229H166ZM210 231V230H209ZM218 231V230H217ZM219 231H220V228H219ZM218 231V232H219ZM233 231V230H232ZM252 231H254V229L252 230ZM258 231V230H257ZM261 231V230H260ZM4 232V231H3ZM14 232V231H13ZM16 232V231H15ZM37 232H39V231H37ZM52 232V231H51ZM76 232H77V230H76ZM101 232V231H100ZM175 232H176V230H175ZM182 232V231H181ZM201 232V231H200ZM226 232V231H225ZM234 233H235V231H233ZM247 232H250V231H247ZM16 233H18V232H16ZM33 233V232H32ZM36 233V232H35ZM34 233V234H35ZM43 233V232H42ZM53 233V232H52ZM59 233V232H58ZM94 233V232H93ZM99 233V232H98ZM128 233H129V231H128ZM146 233V232H145ZM166 233V232H165ZM164 233V234H165ZM196 233V232H195ZM205 233H208V232H205ZM214 233V232H213ZM237 233H239L238 231H237ZM6 234V233H5ZM4 234V235H5ZM20 234V233H19ZM23 234V233H22ZM49 233H47V235H48ZM54 234V233H53ZM61 234H63V233H61ZM90 234V233H89ZM161 234V233H160ZM168 234H169V232H168ZM197 234V233H196ZM212 233H210V235H211ZM218 234V233H217ZM3 235V234H2ZM41 235H44V234H41ZM47 235H44L45 236V238L47 239L48 237H47ZM49 235H51V234H49ZM57 235V238H59L58 237V234H56ZM56 235H53V236H55L56 237ZM65 235V234H64ZM80 235V234H79ZM91 235V237H92V235L94 236V234H90ZM90 235H88L87 234V236H90ZM104 235V234H103ZM132 235V234H131ZM144 235H148V234H144ZM151 235V234H150ZM149 235V236H150ZM156 235V234H155ZM158 235V234H157ZM204 235V234H203ZM202 235V236H203ZM206 235V234H205ZM213 235V234H212ZM215 235V234H214ZM219 235V234H218ZM243 236V238H240V241L242 240V239H244V241L246 240V238H249L248 236H247V233L246 232H240V234H239V236ZM37 236V235H36ZM52 236V235H51ZM75 236V235H74ZM81 236V235H80ZM106 236H107V234H106ZM111 236V235H110ZM109 236V237H110ZM121 236V235H120ZM139 236H141V238H142V236L143 235H141V233H140V235ZM149 236H147V237H149ZM168 236H170V235H168ZM172 236V235H171ZM175 236V235H174ZM217 236V235H216ZM225 236H227V234L225 233ZM32 237V236H31ZM34 237V236H33ZM95 237V236H94ZM109 237H108V239H109ZM146 237V236H145ZM147 237H146V239H147ZM157 237V236H156ZM159 237V236H158ZM155 238V237H153L154 238V240H153V244H154V246H151V248L152 247H155V245H160V242L162 243V241H161V239H159V238ZM184 237V236H183ZM196 237H197V235H196ZM206 237L207 238H209L207 235H206ZM214 237V236H213ZM222 237V236H221ZM228 237V236H227ZM236 237H238V236H236ZM11 238V237H10ZM25 238H27V236L25 237ZM51 238H53V237H51ZM57 238H55V240L57 239ZM65 238V237H64ZM66 238H68V237H66ZM79 238V237H78ZM83 238H86V236L84 235V237ZM96 238L98 239V237L96 236ZM95 238V239H96ZM101 238H104V236L103 237H101ZM100 238V240H102ZM113 238V237H112ZM119 238V237H118ZM117 238V239H118ZM140 238V237H139ZM166 239H167V237H165ZM255 238L256 237H254L252 240H254L255 241ZM9 239V238H8ZM14 239V238H13ZM44 239V238H43ZM54 239V238H53ZM74 239V238H73ZM88 239H89V237H88ZM96 239V240H97ZM106 239V238H105ZM115 239V238H114ZM143 239V238H142ZM145 239V240H146ZM163 239V238H162ZM169 239V238H168ZM182 239V238H181ZM180 239V240H181ZM187 240L186 241H188V238H186ZM195 239V238H194ZM210 240H211V238H209ZM214 239V238H213ZM222 239V238H221ZM220 239V240H221ZM2 240V242L5 244H7V243H9L8 242V240L6 239V236H5V238H3V239H1ZM48 240V239H47ZM51 240V239H50ZM67 240V239H66ZM75 240V239H74ZM119 240V239H118ZM147 240H149V239H147ZM150 240H151V238H150ZM165 240V239H164ZM163 240V241H164ZM206 240V239H205ZM208 240V239H207ZM238 240V239H237ZM250 240V239H249ZM16 241V240H15ZM60 241V240H59ZM58 241V242H59ZM63 241H65V240H63ZM73 241V240H72ZM81 241H83V240H81ZM90 241V240H89ZM98 241V240H97ZM108 241H111V240H108ZM121 241V240H120ZM209 241V240H208ZM221 241H223V240H221ZM239 241V242H240ZM259 241V240H258ZM13 242V241H12ZM32 242H34V241H32ZM31 242V243H32ZM57 242V241H56ZM68 242V241H67ZM85 242V241H84ZM94 242H95V240H94ZM92 243V244H87V243H85L84 244V246H83V244H81L80 246H81V248L83 249L82 251L84 252V250H86V249H88V250H91V251H88L89 253H92V254H94V251H95V243ZM99 243H100V245H102V243L101 242H103L104 243V240H102L101 242L100 241H98ZM117 241H115L114 243H116ZM141 242V241H140ZM140 242H138V243H140ZM142 242H145L144 240H142ZM166 242H168V241H166ZM171 242V241H170ZM179 242V241H178ZM181 242H184V240L183 241H181ZM201 242V241H200ZM199 241H193L192 243H190V247H188L189 248V250L191 251H189L188 253L189 254H191V256H195L194 254H193V251L194 250H196L197 248H199V245H203V244H201ZM204 242H206V241H204ZM212 242V241H211ZM226 242V241H225ZM241 242H243V241H241ZM250 242H252V241H250ZM260 242V241H259ZM69 244H70V242H68ZM74 243V242H73ZM110 243V242H109ZM148 245L150 244V243H152V242H150V243H148V242H146ZM169 243V242H168ZM188 243V242H187ZM207 243V242H206ZM213 243V242H212ZM212 243H210V244H212ZM222 243V242H221ZM220 243V244H221ZM256 243V242H255ZM1 244V243H0ZM24 244H26V241H25V243ZM23 244V245H24ZM44 244V243H43ZM47 244V243H46ZM54 244H55V242H54ZM61 244V243H60ZM68 244V245H69ZM113 244V243H112ZM144 245H145V243H143ZM170 244V243H169ZM178 244V243H177ZM182 244V243H181ZM218 244V243H217ZM220 244H218V245H220ZM225 244V243H224ZM232 244V243H231ZM33 245V244H32ZM36 245V244H35ZM42 245V244H41ZM45 245V244H44ZM51 245H53V244H51ZM62 245V244H61ZM77 245H79V244H77ZM98 245V244H97ZM138 245V244H137ZM166 245H167V243H166ZM165 245V246H166ZM172 245H174V244H172ZM183 245H184V243H183ZM246 245V244H245ZM248 245H250V243H248ZM15 245L13 244V247H14ZM19 246V245H18ZM17 246V247H18ZM29 246V245H28ZM114 246V245H113ZM118 246V245H117ZM139 246V245H138ZM180 247H182L181 245H179ZM203 246H205V245H203ZM208 246V245H207ZM221 246H223V247H219V248H217V250H218V253H221L222 251H225V253L227 252V248L226 247H224V245H221ZM228 246H230L229 244H228ZM227 246V247H228ZM243 246V245H242ZM8 247V246H7ZM12 247V248H13ZM22 247H24V246H21V248ZM59 247V246H58ZM77 247V246H76ZM79 247V246H78ZM107 247V246H106ZM123 247V246H122ZM142 247V246H141ZM158 247V246H157ZM167 247V246H166ZM166 247H165V250H166V252H167V249H166ZM169 247V246H168ZM186 247V246H185ZM184 247V248H185ZM197 247V248H196ZM209 247V246H208ZM213 247V246H212ZM211 247V248H212ZM216 246H214L213 247V249L215 248ZM231 247H232V245H231ZM243 247H245V246H243ZM250 247V246H249ZM256 247V246H255ZM9 248V247H8ZM8 248H6L5 250H8ZM11 248V247H10ZM11 248V249H12ZM20 248V249H21ZM66 248V247H65ZM69 248V247H68ZM101 248V247H100ZM100 248H98V249H100ZM116 248H118V247H116ZM145 248H147V246L145 247ZM144 248V249H145ZM159 248V247H158ZM164 248V247H163ZM163 248H161V250L160 251H164V250H162ZM170 248V247H169ZM179 248V247H178ZM178 248H176V249H178ZM196 248V249H195ZM200 248H201V246H200ZM211 248H209V249H211ZM229 248V247H228ZM254 248V247H253ZM252 248V249H253ZM2 249V248H1ZM26 249V248H25ZM45 249V248H44ZM120 249V248H119ZM131 249V248H130ZM130 249H128V250H130ZM150 249V248H149ZM156 249V248H155ZM213 249H211V251L213 250ZM251 249V250H252ZM255 249V248H254ZM22 250V249H21ZM26 250H28V249H26ZM38 249H36V251H37ZM79 250H80V248H79ZM116 250V249H115ZM118 250V249H117ZM134 250H136L135 248H134ZM151 250V249H150ZM179 250V249H178ZM199 250V249H198ZM237 250V249H236ZM242 250H244V248L242 249ZM10 251V250H9ZM14 251V250H13ZM17 251H19V249L17 250ZM50 251V250H49ZM55 251V250H54ZM74 251V250H73ZM114 251V250H113ZM124 251V250H123ZM127 251V250H126ZM141 251V250H140ZM146 251H148L147 249H146ZM155 251V250H154ZM215 251V250H214ZM246 251V250H245ZM23 252V251H22ZM29 252H30V249H29ZM43 252V251H42ZM70 252V251H69ZM75 252H77V250L75 251ZM82 252V253H83ZM86 252V251H85ZM87 252V253H88ZM108 252V251H107ZM117 252V251H116ZM136 252V251H135ZM156 252V251H155ZM158 252V251H157ZM157 252H156V254H157ZM182 252H184V251H182ZM259 252V251H258ZM7 253V252H6ZM37 253V252H36ZM36 253H34L33 255H35ZM51 253V252H50ZM49 253V254H50ZM78 253V252H77ZM88 253V254H89ZM130 253V252H129ZM128 253V254H129ZM138 253H141V252H138ZM149 253V252H148ZM152 253V252H151ZM175 253V252H174ZM186 253V252H185ZM202 253V252H201ZM244 253H246V252H244ZM256 253V252H255ZM4 254V253H3ZM23 254V253H22ZM41 254V253H40ZM60 254V253H59ZM58 254V255H59ZM76 254V253H75ZM74 254V255H75ZM81 254V253H80ZM111 254H112V252H111ZM110 254V255H111ZM121 254H123V252L122 253H120V255ZM132 254V253H131ZM131 254L129 255V257L131 256ZM142 254H144L145 255V252H143ZM150 254V253H149ZM193 254V255H192ZM5 255V254H4ZM8 255V254H7ZM24 255V254H23ZM39 255V254H38ZM45 255V254H44ZM56 255V254H55ZM58 255H56L57 257H58ZM62 255H63V253H62ZM85 255V254H84ZM90 255V254H89ZM109 255V256H110ZM119 255V254H118ZM124 255V254H123ZM126 255V254H125ZM137 255V254H136ZM140 255V254H139ZM172 255H174V254H172ZM188 255V254H187ZM211 255V254H210ZM263 255V254H262ZM18 256V255H17ZM43 256V255H42ZM41 256V257H42ZM50 256V255H49ZM96 256V255H95ZM103 257H106L107 258V256H104V255H102ZM112 256V255H111ZM110 256V257H111ZM113 256H115V255H113ZM134 256V255H133ZM147 255H145V257H146ZM150 257H152L151 255H149ZM156 256V255H155ZM160 256H162L161 254H160ZM169 256V255H168ZM167 256V257H168ZM178 256H179V254H178ZM180 256H181V254H180ZM186 256V255H185ZM189 256V255H188ZM187 256V257H188ZM198 256V255H197ZM231 256V255H230ZM10 257V256H9ZM12 257V256H11ZM40 257V258H41ZM48 257V256H47ZM52 257V256H51ZM60 258H61V256H59ZM69 257V256H68ZM80 257H81V255H80ZM110 257H108V258H110ZM116 257V256H115ZM121 257V256H120ZM126 257H128V256H126ZM135 257V256H134ZM148 257V256H147ZM159 257V256H158ZM165 257V256H164ZM182 257V256H181ZM199 257V256H198ZM219 257V256H218ZM258 257V256H257ZM256 257V258H257ZM1 258V257H0ZM6 258H7V256H6ZM26 258V257H25ZM29 258V257H28ZM65 258V257H64ZM77 258V257H76ZM97 258V257H96ZM100 258V257H99ZM117 258V257H116ZM133 258V257H132ZM131 258V259H132ZM137 258V257H136ZM135 258V259H136ZM142 258V257H141ZM178 258H180V257H178ZM189 258H191V257H189ZM226 259L228 258V255H227V257H225ZM239 258H241V256L239 257ZM239 258H237L236 259V261L239 259ZM255 258V259H256ZM17 259H18V257H17ZM30 259V258H29ZM48 259V258H47ZM58 259V258H57ZM80 259V258H79ZM78 259V260H79ZM87 259V258H86ZM91 258H89V260H90ZM95 259V258H94ZM130 259V258H129ZM130 259V260H131ZM149 259V258H148ZM151 259V258H150ZM177 259V258H176ZM182 259V258H181ZM209 259V258H208ZM211 259V258H210ZM7 260V259H6ZM10 260V259H9ZM51 260H53V259H51ZM60 260V259H59ZM70 260V259H69ZM85 260V259H84ZM108 260V259H107ZM109 260H111V259H109ZM133 260V259H132ZM153 260H155L154 258H153ZM152 260V261H153ZM170 260V259H169ZM182 260H184V259H182ZM187 260H189V259H187ZM191 260V259H190ZM200 260H203V258L202 259H200ZM257 260V259H256ZM42 261V260H41ZM50 261V260H49ZM60 261H62V260H60ZM76 261H77V259H76ZM95 261H97V259H95V260H93V263L94 264H96V263H98V261H99V263H100V260L98 259V261L97 262H95ZM142 261H143V259H142ZM157 261V260H156ZM159 261H161L162 263H163V261H162V259L160 260V258H159ZM159 261H157V262H159ZM167 261L168 260H166V262L165 263H167ZM184 261H186V260H184ZM222 261V260H221ZM224 261V260H223ZM244 261V260H243ZM13 262V261H12ZM16 262V261H15ZM69 262V261H68ZM75 262V261H74ZM73 262V263H74ZM80 262V261H79ZM82 262V261H81ZM111 262V261H110ZM110 262H109V264H110ZM113 262H115L114 260H113ZM154 262V261H153ZM180 262H182V261H180ZM194 262V261H193ZM239 262V261H238ZM260 262V261H259ZM10 263V262H9ZM17 263V262H16ZM29 263V262H28ZM31 263V262H30ZM47 263V262H46ZM63 263V262H62ZM76 263V262H75ZM78 263V262H77ZM129 263V262H128ZM144 263V262H143ZM146 263V262H145ZM150 263H152L151 261H150ZM154 263H156V262H154ZM204 263V262H203ZM241 263V262H240ZM261 263L262 264H264V255L262 256V258H261ZM49 264V263H48ZM53 264V263H52ZM61 264V263H60ZM66 264H69V263H67L66 262ZM102 264H103V261H102ZM104 264H106V263H104ZM114 264H116V263H114ZM132 264V263H131ZM153 264V263H152ZM168 264V263H167ZM174 264V263H173ZM176 264V263H175ZM177 264H179V262L177 263ZM197 264V263H196ZM239 264V263H238ZM247 264V263H246Z\"/></svg>",
  "mask_w": 264,
  "mask_h": 264
}]
</instances>
